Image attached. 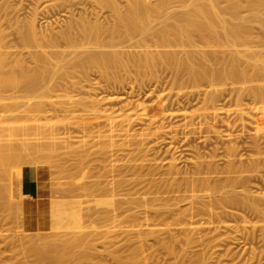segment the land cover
Instances as JSON below:
<instances>
[{"label": "rangeland", "instance_id": "374dc122", "mask_svg": "<svg viewBox=\"0 0 264 264\" xmlns=\"http://www.w3.org/2000/svg\"><path fill=\"white\" fill-rule=\"evenodd\" d=\"M3 1H5V2H3ZM87 1H89V2H86ZM117 1V0H116ZM146 2H150V3H154V2H156L155 0H145ZM220 1H222V5H224V2H223V0H220ZM262 1H264V0H262ZM84 2V3H83ZM198 2H199V0H198ZM202 2H204V0H202ZM202 2H199V3H202ZM235 2H238V3H240V4H242V5H244V3L245 2H247V0H235ZM244 2V3H243ZM6 3V4H5ZM71 3V4H70ZM83 3V4H82ZM92 3V4H91ZM94 2L92 1V0H64V2H63V0H0V29H1V31H3L2 33H3V35L2 36H4L3 37V39H4V41H3V45H4V43H5V47L4 48H6V49H2L1 51H9V53L11 52V53H14L15 55H11L10 54V56H11V58L13 57V56H16L17 55V57L19 56V57H21V58H15V57H13L12 59H21L23 62H24V64H25V66H29V67H33V63H34V59L32 60V55L34 54V51L36 52V50H38V49H36V50H34L35 49V46H33V48L34 49H31V48H29V47H27V49L25 50V48L23 49V44H22V41L21 40H19L20 39V37H19V32L20 31H26L27 30V26H32L33 27V29H34V31H35V39H36V37H38L36 40L37 41H39V43L43 40L44 41V38H49V36L48 35H50V34H52L53 35V33L55 34L57 31L59 32V31H61V29L63 30L64 28H65V26L67 25V22L68 23H71L72 21H73V23H76V21L75 20H78V19H82V20H84L85 19V17L88 19H86V21L87 22H90V23H92V21H93V23L95 22V21H97L96 23H103V22H105V23H103L102 24V26H104V25H110L111 24V19H110V16L112 17V14L107 10V9H103V8H100L99 6H96L95 4H93ZM116 3H118V7H119V9H121L122 11H124V6H126L125 4H126V2L125 1H123V0H118ZM60 4H62V5H60ZM220 4V5H221ZM95 6V8H94V6ZM121 5V6H120ZM152 5V4H151ZM171 5V6H170ZM169 6L170 7H168L167 6V10L166 9H164L165 10V12H164V10H162L161 12L162 13H160L159 14V18H160V16L162 17L161 18V21L159 20V18H156L153 22H151L153 25V28H152V30H157L158 31V29H159V27L161 28V26L162 25H165L167 22L169 23V21L171 22V20L170 19H168L169 21H167V22H164V20H165V18H166V20H167V17H168V15L172 18V17H174L175 16V18H176V16H177V14H179L181 11H179V10H182V11H184L183 9H182V7H181V5H180V8H179V4L178 3H173V5L172 4H170ZM222 5H221V7H222ZM84 6V7H83ZM92 6V7H91ZM178 6V7H177ZM68 8V9H67ZM74 8V9H73ZM93 8H94V10H93ZM98 8H99V10H98ZM166 8V7H165ZM168 8H169V10H168ZM90 9V10H89ZM92 10L94 11V12H92ZM103 10V11H102ZM172 10V11H171ZM245 10H246V8H245ZM245 10H244V8H242V12H240L239 13V15L241 16V18L239 17V19L242 21V20H244V22L246 23V25L247 26H249L248 27V34L250 35V36H252V38H253V42H252V40H251V42L250 43H247V44H249V45H247L246 44V46H244V45H237V46H235V47H232L234 50H237L238 52H239V50L241 51L240 53H242L243 51H245V50H247V53L249 52V50H251V51H253V53H254V55H261V57L262 56H264V47H262V46H264V31H262V30H264V29H262L261 30V27H260V24L258 23V21L257 20H260V19H264V11H259V14L261 15V17H260V15L257 13V15L256 14H250L249 13V11H246L245 12ZM69 11L71 12L72 11V13H73V17H71L70 16V14H72V13H69ZM99 11H100V13H99ZM177 11V12H176ZM244 11V12H243ZM101 12H103V13H101ZM108 12V13H107ZM166 12H168V13H170V14H167L166 15ZM69 13V14H68ZM83 13H86V16H85V14H83ZM95 13V14H94ZM96 13H98V14H96ZM104 14V15H103ZM164 14H165V16H164ZM181 14V13H180ZM221 15L220 16H224V20H226L228 23H233V24H236V23H238V20H236L237 22L235 23V19H232L231 17H228L229 15H227V14H225V12H224V14H223V12L222 13H220ZM89 15H91V16H89ZM94 15V16H93ZM98 15V16H97ZM101 15V16H100ZM252 15V16H251ZM259 15V16H258ZM83 16V17H82ZM96 16H97V18H96ZM107 16V17H106ZM253 16H257V17H253ZM93 17H95V18H93ZM158 17V16H157ZM243 17V18H242ZM245 17V18H244ZM258 17H260V18H258ZM69 18H71L70 20L71 21H69ZM100 18V19H99ZM169 18V17H168ZM227 18V19H226ZM247 18V19H246ZM251 18V19H250ZM255 19V21H257V22H255L253 19ZM80 19V20H81ZM109 19V20H108ZM159 21H158V20ZM162 19H163V24H161V22H162ZM229 19V20H228ZM232 19V20H231ZM257 19V20H256ZM80 20H78V21H80ZM174 20V19H173ZM250 20V21H249ZM67 21V22H66ZM75 21V22H74ZM248 21L250 22V23H248ZM108 22V23H107ZM260 22V21H259ZM33 23V24H32ZM65 23H66V25H65ZM72 23V24H73ZM107 23V24H106ZM158 23H160V24H158ZM167 23V24H168ZM258 23V24H257ZM249 24V25H248ZM65 25V26H64ZM107 25V26H108ZM62 26H64V28H62ZM106 26V27H107ZM151 26V27H152ZM260 27V28H259ZM25 28V29H24ZM21 29V30H20ZM251 29V30H250ZM19 30V31H18ZM57 32V33H58ZM251 32V33H250ZM52 35H50V36H52ZM45 36V37H44ZM46 36H48V37H46ZM136 36V35H135ZM130 36V37H126V38H124L123 40L121 39V40H117V41H115V43L114 44H116V46H115V48H111V47H109L110 49H111V51H112V49L114 50V51H119L120 53H125V54H123V60H124V62H127V61H130V56H132V55H135V54H137V53H140V52H143V49H142V47H141V44H139V48H134L135 47V44L137 43V42H139V43H141V40H139L141 37L140 36ZM42 37H44L43 39H41ZM255 37H257V38H255ZM129 38V39H128ZM133 38V39H132ZM138 39L137 41H136V39ZM197 38V37H196ZM45 39V40H46ZM132 39V40H131ZM254 39H255V41H254ZM41 40V41H40ZM125 40V41H124ZM260 41V42H258V41ZM120 43H119V42ZM124 41V42H123ZM126 41H127V43H126ZM194 41V42H193ZM193 41H192V43L193 44H195V43H197V44H195V48H196V50H197V46H198V48L200 49H202V50H204V52L205 51H207L208 52V54H212V52L214 53V51L213 50H215V52L217 51L216 49H213L212 51H210L208 48L209 47H207V48H203V46H204V43L202 42V40H198V38L197 39H193ZM203 43V45H201V43ZM257 41V42H256ZM254 42H256V43H254ZM118 43V44H117ZM124 45H123V44ZM131 43V44H130ZM150 43V42H149ZM149 43H147V44H149ZM198 43H200V44H198ZM253 43V44H252ZM138 44V43H137ZM153 43H151V45H152ZM192 44V45H193ZM254 44H256V45H258V46H256V45H254ZM23 45V46H22ZM130 45V46H129ZM134 45V46H133ZM150 45V46H151ZM172 45H174V47L172 46V48L170 49V47H169V49L171 50H169L168 49V47H167V49H165L164 47L163 48H160L159 46V49H158V47L155 45V44H153L150 48H149V50H151V49H153L154 51H156V49H158V51H160L161 53L163 52V51H167V50H169V51H167L168 53H170V52H172V53H174V55H177V53H178V56L180 57H182L183 55L182 54H184L185 55V51L187 52H189V50L191 49V47H192V45H191V47L189 46V48H186L184 51H183V49H182V51L180 50L181 48H180V46L178 45L177 46V48L175 47V45L176 44H172ZM251 45V46H250ZM120 48H119V47ZM157 47V48H155V47ZM244 46V47H243ZM249 46V47H248ZM253 46H255V47H253ZM31 47V46H30ZM89 47H91V46H89ZM89 47L87 48V49H85L86 51L87 50H89ZM116 47H117V50H116ZM148 46H146V47H143L144 49L146 48V51H147V48ZM206 47V46H205ZM37 48H39V47H37ZM45 48V47H44ZM93 48V49H92ZM92 48H90V50H92V52H94L93 50H96V52H99L96 48L94 49V47H92ZM102 48V47H101ZM99 49L100 51L101 50H103V49ZM104 48V47H103ZM108 48V47H107ZM107 48H104V50L105 51H108L107 50ZM108 48V49H109ZM136 49V50H134V49ZM185 48V47H184ZM195 48H194V45H193V48L191 49V50H194V51H196L195 50ZM231 47L229 48H227V50L226 51H228V53H229V50L230 49H232ZM31 50V52H33V54L31 53V56H30V50ZM48 49V48H47ZM45 50V51H47V52H51V50L50 49H48V50ZM62 49V51H64L63 49H65L64 47L62 48H60V49H58L57 51H59V50H61ZM119 49V50H118ZM162 49H165V50H162ZM174 49V50H173ZM179 49V50H178ZM188 49V50H187ZM201 49H200V52H203V51H201ZM208 49V50H207ZM226 49V48H225ZM229 49V50H228ZM230 50V52L232 51L233 53H234V50ZM244 49V50H243ZM249 49V50H248ZM32 50H34V51H32ZM41 50H43L42 48H40V50H38V51H41ZM66 50V49H65ZM82 48H81V51H80V49H79V52H82ZM89 50V51H90ZM120 50H123V51H120ZM140 52H139V51ZM148 50V51H149ZM177 50H178V52H177ZM243 50V51H242ZM26 51L29 53V55L26 53ZM67 51H69V49L67 50ZM89 51H87V52H89ZM110 51V50H109ZM133 51V52H132ZM137 51V52H136ZM154 51H150V52H154ZM182 53V52H184V53H180V52ZM198 51V50H197ZM196 51V52H197ZM210 51V52H209ZM250 51V52H251ZM52 52H55V49H53V51ZM85 52V51H84ZM83 52V53H84ZM102 52V51H101ZM104 52V51H103ZM135 52V53H134ZM166 52V53H167ZM187 52V53H188ZM203 52V53H204ZM218 52H220V51H218ZM217 52V53H218ZM262 52V54H260V53ZM8 53V52H7ZM8 53V54H9ZM38 53V52H37ZM134 53V54H133ZM155 53H157V52H155ZM155 53H153V54H155ZM159 53V52H158ZM164 53V52H163ZM176 53V54H175ZM190 53V52H189ZM192 53H193V51H192ZM216 53V55H219V54H217ZM228 53H223V54H220L219 55V57L218 58H220L222 55V58L224 57V58H227V56H228ZM253 53H251V54H253ZM258 53V54H257ZM27 54V55H26ZM36 54V53H35ZM127 54H128V56H127ZM179 54H181V55H179ZM231 54V53H230ZM243 54H245L244 52H243ZM242 54V55H243ZM251 54H249V55H251ZM124 55H125V57H124ZM130 55V56H129ZM241 55V54H240ZM241 55V56H242ZM248 54L246 55V57H245V59L247 58V56H249ZM9 56V57H10ZM28 56H29V58H28ZM72 56V55H71ZM71 56H65L64 55V57L66 58V59H68V58H70ZM177 56V57H178ZM241 56H240V59L241 60H244V58L242 57L241 58ZM25 57V58H24ZM68 57V58H67ZM260 57V56H259ZM128 60H127V59ZM25 61H24V60ZM27 60V61H26ZM69 60V59H68ZM68 60H65V61H68ZM127 60V61H126ZM245 61V60H244ZM244 61H243V63H244ZM29 62V63H28ZM32 62V63H31ZM241 62V61H240ZM243 63H242V65H243ZM27 66V67H28ZM130 66V67H129ZM133 66V63H131V65H130V62H129V64L128 63H126V68H119V69H116L115 70V72L114 73H112L113 75H111V76H109V77H107L106 78V80H105V78H103V77H101L100 76V74H99V72L97 73L95 70H89V73H90V71H91V73L90 74H92V75H90L89 73L87 74V72L86 73H84V75L83 74H80L79 73V75L81 76V75H83V77L81 76V77H77V75H75L76 76V78H75V76H73L72 78L70 77V80H69V78H68V80H65V83L66 82H69V83H71V81H73V80H75L76 81V83L78 82V84H76V86H74L76 89V91L71 87V85H68L67 83V85L65 84V87H63L64 85L61 83V86L62 87H55L54 86V84L53 83H55V81H59V80H57L58 78H57V75H54L55 76V78H54V81H52L50 84L52 85L53 84V86H52V88H53V90H52V88L50 89L51 91H47V93L46 92H41V91H38L36 94H35V96L37 97V98H34L35 100H33V98L31 99L32 100V103L34 104L35 103V101H37V102H40L42 105H41V107H40V109L39 108H37V109H39L40 111V113L39 112H37L38 110L36 109H33V110H30V111H32L31 113H29V112H20L19 113V115L20 116H22V115H24L25 117H27V118H29L28 120H25V119H23V120H25V121H23V120H18L19 122V124L18 123H16L17 121H14V122H11L12 124H14L13 126L14 127H11L12 128V131H11V128L9 129V132H11V133H9L11 136H12V138L13 137H19L20 135H19V133H17V131L16 130H18V131H20V129H19V126L17 127V125L16 124H18V125H20L21 123L23 124H29V125H31V124H38V125H41L42 126V128H43V130L44 129H48V128H50V127H57L59 130H57V132H52V133H45V134H42V133H40V134H31V136L33 137V138H35V140L31 137L30 138V136L28 135H26V137L28 138L29 137V139H27L26 140V138H25V141H24V137H22L23 138V141L26 143H24V142H21L22 141V138H20L21 139V141H19L20 139H18V137L17 138H14V140H12V138H11V140H10V137L11 136H9L8 135V133H7V135H8V140L6 139V140H4V141H2V142H10V141H12V142H10L9 144H12L13 146H14V144H15V146L16 145H18L20 142V145H19V147H17L19 150L22 148V147H26V146H28L26 149L24 148V150H25V153L27 154V152L26 151H30V149H32L31 151H32V156H30L31 158H29V156H27V158H22L21 160H20V158L22 157V156H24L22 153L24 152V150H22V153H21V151H19L18 153L19 154H21V155H19L18 154V156L20 157V158H16L15 160V165H14V162L13 163H11L10 161H12V159L14 160V158H13V156H15L14 154L12 155L11 154V156H12V158H11V160L9 159V160H7V161H5L6 162V164L7 163H9L10 162V164L8 165V166H4V167H1V168H3V169H0L1 171H0V178H3V179H0V185H2V184H4V185H2V186H0V197L1 198H3V199H1L0 200V203L2 202V201H4L3 203H1L0 204V211H1V209L2 210H5L4 212L3 211H1L0 212V261H2V263L3 264H6V262H10V264H21V262L24 264V262H25V260H26V258L29 256V254H27V253H33V251L35 252V251H37V249L38 250H40V249H45V250H48V249H57L56 251H62V248L63 247H61L62 245V243L60 244V241L59 240H63V239H68V238H72L73 236H72V234L70 235V232H74L76 235H78V234H81L80 232L82 231V233L83 234H88V233H86V232H88V230L89 229H91V230H89L90 232H93L94 230H95V227L93 226V225H96L97 223L99 224V222H97L96 224H92V225H89V224H91V221L92 220H89L87 217H90L87 213H89V211L88 212H85L86 210H88L89 208L91 209V208H93V209H97V210H106L107 209V211H109L110 210V208H112L113 209V207H114V205H116L117 203H119L120 201H121V199L123 200L124 198H123V196H121V194L120 193H123V190H121V192L119 193V194H116V193H114V198L112 199V200H110L113 196H111V195H109V196H111V197H107L108 195H106V196H103V197H93L91 194V196L90 195H85V194H83V192L84 193H86V194H89V192L87 193V192H85V191H87V190H85L84 188H87V186L91 183V182H93V180L95 179V177L98 175V177H96V181H99V182H102V178H107L108 176H110V178L108 177V179H106V180H108V181H106L105 179L103 180L105 183H107V182H109L110 181V179H115L116 181H118V179L119 180H121L122 179V181L124 180H126V181H128V180H131V179H133V178H135V176L133 175V174H130V173H132V172H129V170L127 169L126 171H124V174H123V178H122V174H120V175H118V176H121V177H118L117 176V172H113V173H110L111 175H108L107 176V174H108V170H110V168L112 169L113 167H114V169L116 170V169H119V167H120V165L123 163V162H125L126 164H128V161H129V159L128 158H130V155H131V152H132V149L133 148H130V150H129V152H130V154H129V152L127 153V151H124L123 153L124 154H121L120 156H118L116 159H118V161H116L115 162V157H112L114 160H113V162H112V159L110 158L109 159V161L111 162V164H110V162H109V164H110V166L111 167H107L109 164L108 163H106V161H104L105 163H103V162H101L100 160H97L96 161V158H98V156H99V154H101V149L99 150L98 148H99V145H98V147L96 146V145H94L95 144V141L97 140V143L99 144V141L98 140H100L101 141V139L99 138H95L94 139V137L93 136H89V134L88 133H85V131L84 130H82L83 129V123L84 122H86L87 124L89 123H91L90 124V126H92L93 124H94V122L91 120H89L87 117H88V115H89V113L86 111V112H84L85 111V109L82 107V106H78V105H80L82 102H86V101H88V100H91V99H97V98H104V97H106V98H108V97H110V96H112V93H113V95L115 94L116 95V93H117V95L118 96H122L123 97V103H121V105L122 106H125V105H127V106H125V110L127 111V112H129V113H132L133 115H134V120L132 121L133 123H131L129 126L130 127H128V129H130L131 130V132H129L130 133V137H129V134H128V139L127 140H131V139H133L134 140V138H136L137 140H140V139H143L145 136L143 135V133H144V131H146L147 130V128H146V126H148L147 124H149V119H148V112L149 111H151L152 109H154V110H156V109H158V108H160V107H164L165 105V112H166V117H165V119L163 120V121H161L159 124H163L162 125V128H164L163 129V131H159V130H157V127H156V125L158 124H156L155 126L153 125V126H151L152 127V129L154 128V129H156L158 132H161L160 133V136L162 135V133H163V135H162V137H156V135H159L158 133H156L155 131L156 130H154L152 133L154 134V132L156 133V135L153 137V136H151V138H150V136L148 137L149 138V140H150V142L149 141H147L146 143H148L147 145H144V146H142V148L143 149H145L144 150V154L146 155V156H144V157H140V158H142V161H144L145 160V162H142L143 164H142V166L145 164V166L146 165H148V163H151V167H153L152 165H157L156 167H153V168H155L156 169V171H154L153 170V174H154V176L155 177H152L153 175H151L150 177L149 176H145L144 174H146L148 171H146V170H148L149 169V167H150V164L148 165V166H146V170H143L144 168H142L141 169V171H140V174H142L143 175V177H141V176H139V178H140V181H142L143 179L142 178H144V180H152L154 183H156L157 184V182L159 181V183L161 182L160 180H167L168 182L170 181L171 182V179L170 178H172V182L174 183V185H176V183L175 182H177L178 180H179V182H182L184 179L186 180L187 178L186 177H192V175H191V173H193V166H194V163H193V161L195 160L194 158V156H197L196 154H198V157H201V159H203L204 157H206L205 159H203L204 161H206V162H208L209 160L211 161V157H212V164H213V167H215L216 168V171L214 172L213 171V173H208V174H202L200 177L201 178H208L209 179V182L210 181H212V182H210V185H213V183L214 182H217V183H219L218 185H224V181L226 180V179H228V178H236L237 180H241V182L243 181V183H245V184H247V185H245V184H242V185H244V186H240V187H238L235 191L236 192H238L239 194H248V196L251 198V199H255V198H257L256 200L257 201H259V202H257V203H259L258 204V207H259V209L261 210V214L262 215H255V213H253L250 209H248L247 208V210H246V208H245V210L243 211V209H244V207H238L239 209H241V211L238 209V210H229V209H231V208H229V209H227V208H225L226 209V212H228V214H227V216L226 215H223L222 217H223V219H224V221H223V223L221 224V223H214V224H211V225H204L203 227H205L204 229H206V228H208V226H209V228L211 227V229L212 228H214V230L212 229H210V232H208V229H207V231L206 232H204V233H202L203 235L205 234H207L206 236H203L202 234H201V236L203 237H201L202 239H204L205 241L206 240H208L209 241V239H211V243H205V242H203V243H197V244H189V245H186V243L183 241V238H181L180 236H177V241H170L169 239V242H168V240H166L167 241V244L169 245V246H171V247H169L170 249L172 248V251H173V254H169V253H167L166 252V250H163L164 248H161V246H159L155 241H154V239L152 238V237H147L146 238V240L145 241H141L140 239H138L137 237H135L134 236V234L132 233V234H127V233H125V230L127 229V226L128 225H130L131 223L130 222H125V221H123V234H118L117 235V240H116V244L114 243V247H116V246H119L120 244H122L123 243V251L121 250V247H120V249H119V251H118V254H121V252L120 251H122V256H126V254H128L129 253V250H128V248L131 246V245H140L141 246V257L142 258H145L147 261H148V259L150 260V261H148V263L149 264H264V211H262V210H264V206H262V205H264V200H261V199H264V168H260V170L258 169H253L254 171H251L250 169H248L249 168V164H250V162L252 163V160L253 159H255V158H257V157H260V158H264V156H256L255 155V151H254V146L252 147V145H253V143H252V139H254V137L255 138H257V140L259 139L260 141L259 142H261V141H264V110H258L257 108H259V107H262V105H264V104H259V101H256V103H255V101H253V97L251 96V95H248V94H246L245 92H248V85L249 84H251L252 82H245V83H238L237 81H230L229 79H227L226 81H224V80H222V82L221 81H212L213 79H209V81L211 80V82L212 83H210L209 81H200V82H198V83H196L195 82V84L193 83V82H191L188 78H186L187 76L186 75H182L183 76V78H182V76L181 77H179V82L177 83L176 81H175V75L174 74H172V73H174L173 71H172V69L170 70L169 68H167V66H165V65H161L160 63H157L156 64V66H155V68L153 69V70H149L148 69V71L146 70V69H142L143 70V73H142V75L140 74L141 73V71L142 70H138L135 66L134 67H132ZM66 66L64 65V67L63 68H65ZM123 69V70H122ZM133 69V70H132ZM135 69V70H134ZM156 69V70H155ZM169 69V70H168ZM125 70V71H124ZM130 70V71H129ZM146 70V71H145ZM155 70V71H154ZM63 71H64V69H63ZM119 71H121V72H119ZM138 71H139V73H138ZM151 71V72H150ZM152 71H154V73L152 72ZM128 72V73H127ZM146 72V73H145ZM148 72V73H147ZM149 73H151V74H149ZM122 74V75H121ZM154 75V77H153V75ZM90 75V76H89ZM98 75V76H97ZM119 75V76H118ZM139 75V76H138ZM59 76V75H58ZM95 76V77H94ZM90 77V78H89ZM101 77V78H100ZM81 78V79H80ZM100 80H99V79ZM119 78H121V79H119ZM182 78V79H181ZM261 78H262V76L261 77H259L258 78V80H261ZM56 79V80H55ZM113 79V80H112ZM122 79H123V81H122ZM185 79V80H184ZM90 80V81H89ZM98 80V81H97ZM102 80H103V82H102ZM183 80V81H182ZM186 80H188V81H186ZM228 80H229V82H228ZM258 80H256V81H258ZM74 81V82H75ZM83 81H88V82H83ZM100 81V82H99ZM112 81V82H111ZM114 81H115V83H114ZM184 81H186V82H184ZM60 82H62L61 80H60ZM60 82L58 83L59 85H60ZM81 82V84H79ZM92 82V83H91ZM214 82V83H213ZM217 82V83H216ZM225 82V83H224ZM233 82V83H232ZM64 83V82H63ZM98 83H100V84H98ZM120 83H121V85L122 86H120ZM175 83V84H174ZM192 83V84H191ZM200 83V84H199ZM219 83H222V84H220L219 85ZM237 83V84H236ZM262 83H264V79H262V81H259V82H255V80H254V83L253 84H251V85H249V86H254V87H256L257 85V88H259V85H260V89H262V88H264V84H262ZM96 84V85H95ZM104 84V85H103ZM107 84H108V86H107ZM115 84V85H114ZM212 84H214V85H212ZM240 86H239V85ZM243 84V85H242ZM246 84V85H245ZM56 85V84H55ZM80 87H79V86ZM88 85V86H87ZM93 85H95V86H93ZM181 85V86H180ZM189 85V86H188ZM197 87H196V86ZM262 85V86H261ZM82 86V87H81ZM84 86V87H83ZM113 86V87H112ZM120 86V87H119ZM179 86V87H178ZM88 87H89V89H88ZM94 87V88H93ZM210 87V88H209ZM246 87V88H245ZM55 88V89H54ZM71 88V89H70ZM80 90H79V89ZM82 88V89H81ZM85 90H84V89ZM97 88V89H96ZM102 88V89H101ZM177 88L178 89H180V91H178L177 90ZM213 88V89H212ZM216 88V89H215ZM94 89H96V90H93ZM219 91H218V90ZM234 89V90H233ZM245 89H247L246 91H245ZM54 90H55V92H54ZM59 90V91H58ZM89 90V91H88ZM103 90V91H102ZM113 90H115V91H113ZM206 90V91H205ZM209 90H212L214 93H213V95L214 96H216V100H215V102L213 103V104H211V105H215L214 107H213V111H214V109L216 110L215 112H213V111H211L212 109H210L211 107H210V105L208 104V103H206V98L204 97L205 96V94H206V96H207V94L209 93V94H211V92L209 91ZM237 90V91H236ZM238 90H240V91H238ZM57 91V92H56ZM74 91V92H73ZM78 91V92H77ZM85 91V93H83V92ZM170 91V92H169ZM207 91H209V92H207ZM244 91V92H243ZM87 92V93H86ZM90 94H89V93ZM178 92V93H177ZM181 92V93H180ZM217 92V93H216ZM10 94L9 95H11L12 96V93L11 92H9ZM44 93V94H43ZM50 93H52V94H50ZM69 93V94H68ZM77 93H80V94H78L79 96H81V97H77L78 95H76V96H73V95H75V94H77ZM163 93V94H162ZM170 93V94H169ZM172 93V94H171ZM245 93V94H244ZM5 94V95H4ZM3 95L4 96H7V94H8V92L7 93H4ZM47 94V96H45ZM167 96H166V95ZM169 94V95H168ZM178 94V95H177ZM208 94V95H209ZM218 96H217V95ZM240 94V95H239ZM243 94V95H242ZM14 95V94H13ZM16 95V94H15ZM39 95V96H38ZM71 95V96H70ZM89 95H90V98H89ZM95 96V97H93L92 98V96ZM114 95V96H115ZM116 95V96H117ZM164 95V96H163ZM177 95V96H176ZM221 95V96H220ZM239 95V96H238ZM242 95V96H241ZM49 96V97H48ZM102 96V97H101ZM108 96V97H107ZM159 96H163L162 98L160 97L159 98ZM166 96V98H164ZM170 96V97H169ZM179 96V97H178ZM235 96V97H234ZM249 96V97H248ZM71 97H72V100H70L71 99ZM85 97V98H84ZM177 97V98H176ZM239 97H241V99L239 98ZM247 97V98H246ZM74 98V99H73ZM79 98V99H78ZM81 98V99H80ZM105 98V99H106ZM170 100H168V99ZM204 98V99H203ZM239 98V99H238ZM244 98V99H243ZM44 99V100H43ZM69 99V100H68ZM78 99V100H77ZM161 99H163V100H165L166 99V101L164 102L163 100H162V103L160 102V100ZM180 99V100H179ZM12 99H10V101L8 100V99H6V101L8 102V104H12L11 102H13V103H15V102H18V103H20V102H25L23 99H21V100H17L16 98H15V100L13 99L12 101H11ZM23 100V101H22ZM31 100H29V102H31ZM58 100H59V102H58ZM174 100V101H173ZM176 100V101H175ZM220 100V101H219ZM237 100H239L240 102H242V103H239V101H238V103H239V105H245L244 106V108L245 107H248L249 108V110H248V108H246V109H244L243 108V112H245V110L248 112H245V113H247V114H249V117H248V115L246 116V114H244L243 112H241L242 114H243V120L242 121H239L237 118H238V116L236 115L237 113H238V111H236V107H237ZM0 101H2V102H0L1 104H3V107H0V108H5L6 107V104H7V102L5 101V100H1L0 99ZM5 101V102H4ZM34 101V102H33ZM41 101H43V102H41ZM77 102V103H74V102ZM81 101V102H80ZM44 102H45V105H44ZM49 102H52V104H53V102H54V104L52 105L51 103H49ZM72 104H71V103ZM80 102V104H78ZM125 102H127V103H125ZM163 102H164V105H163ZM217 102V103H216ZM257 102H258V104H257ZM6 103V104H5ZM49 103V104H48ZM56 103V104H55ZM61 103V104H60ZM130 103L132 104L131 106H130ZM161 103V104H160ZM168 103V104H167ZM32 104V105H33ZM76 104V106L74 107V105ZM173 106H172V105ZM237 104V105H236ZM5 105V106H4ZM14 105V104H13ZM50 105V106H49ZM58 105V106H57ZM66 105V106H65ZM105 105V108H107L108 107V105L105 103L104 104ZM113 105V104H112ZM112 105H110V107H108L109 109H111V110H114V108H113V106ZM120 105V104H119ZM118 104H114V107L116 106V108H119L118 106H119ZM129 105V106H128ZM163 105V106H162ZM204 105V106H203ZM208 105V106H207ZM241 105V106H242ZM0 106H2V105H0ZM9 106H12V105H9ZM45 106H49L48 107V109H47V107H45ZM64 106V107H63ZM107 106V107H106ZM112 106V107H111ZM216 106H217V108H216ZM241 106H239V108L241 107ZM58 107V108H57ZM60 107V108H59ZM63 107V108H62ZM76 110V109H78V108H80L79 110H76L77 112H75L74 111V109ZM77 107V108H76ZM205 107H206V109H205ZM207 107H210V108H207ZM50 108V109H49ZM66 108V109H65ZM73 110H72V109ZM84 110H83V109ZM115 108V109H116ZM200 108H201V110H200ZM6 110H4V109H2L3 111H6V113H4V112H2L1 111V109H0V114L2 115V113H3V116H7V115H9V113L7 112L8 110V105H7V107L5 108ZM23 109V108H22ZM22 109L20 110V111H22ZM53 109H54V111H53ZM69 109H71V110H69ZM171 109V110H170ZM203 109V110H202ZM207 109H209V110H207ZM217 109H220V110H217ZM257 109V110H256ZM42 110V111H41ZM58 110V111H57ZM59 110H62V111H59ZM67 110H68V113H67ZM200 110V111H199ZM235 110V111H234ZM57 111V112H56ZM64 111V112H63ZM72 111V112H71ZM115 111V110H114ZM116 111H118V110H116ZM205 111H206V114H205ZM33 112H34V114H33ZM55 112V113H54ZM62 112V113H61ZM84 112V114H81V113H83ZM174 112L176 113V114H174ZM208 112V113H207ZM210 112H212V114L210 113ZM236 114H235V113ZM29 113V114H28ZM51 113L53 114V115H51ZM60 114V115H58V114ZM72 113V114H71ZM76 113V114H75ZM78 113V114H77ZM172 114L173 113V117L171 118V116H169L168 117V115L169 114ZM197 113V114H196ZM215 113V114H214ZM5 114V115H4ZM26 114V115H25ZM28 114V115H27ZM31 114L34 116L35 114H36V116L35 117H33V119H32V121H31ZM38 114H40V115H38ZM42 114V115H41ZM44 114V115H43ZM86 114H88L86 117H85V115ZM170 114V115H171ZM202 114V115H201ZM218 114V115H217ZM234 114V115H233ZM0 115V116H1ZM66 116V117H64L63 118V116ZM68 115H69V117H68ZM74 115V116H73ZM174 115H177L176 117L174 116ZM183 116V117H180V116ZM191 115L192 116H194V118H192L191 117ZM201 115V116H200ZM24 116H22V117H24ZM54 116V117H53ZM70 116H71V118H70ZM80 116H83V117H81V119H80ZM190 116V117H189ZM207 116V117H206ZM56 117V118H55ZM73 117V118H72ZM196 117V118H195ZM198 117V118H197ZM248 117V118H247ZM79 118V119H78ZM167 118V119H166ZM202 118V119H201ZM204 118V119H203ZM234 118H235V120H234ZM247 118V119H246ZM250 118V119H249ZM39 119V120H38ZM83 119H85V120H83ZM87 119H88V121H87ZM191 119V120H190ZM72 120V121H71ZM75 120V121H74ZM100 120V121H99ZM97 122L98 123H100L102 120V124H105V120L104 119H99ZM189 122H188V121ZM211 120V121H210ZM237 120V121H236ZM21 121V122H20ZM31 121V122H30ZM84 121V122H83ZM194 121V122H193ZM202 121V122H201ZM198 122V123H197ZM227 122H228V124H227ZM239 122V123H238ZM244 122V123H243ZM78 123V124H77ZM100 123V124H101ZM185 124V125H187V126H185V125H183V124ZM187 123V124H186ZM190 123V124H189ZM205 123V124H204ZM209 123H212V124H209ZM233 123V124H232ZM20 125V127L21 126H23L24 128L25 127H27L28 125ZM53 124H55L56 126H54ZM75 124V125H74ZM96 124V123H95ZM101 124V125H102ZM226 124H227V126H226ZM235 124V125H234ZM242 124H244L243 126H242ZM15 125H16V129H14L15 128ZM72 125H73V127H75V128H73L72 127ZM77 125V126H76ZM80 125H82V126H80ZM133 125V126H132ZM191 125V126H190ZM63 126V127H62ZM193 126V127H192ZM82 127V128H81ZM102 127V126H101ZM178 127V128H177ZM180 127V128H179ZM181 127L183 128V130H181ZM190 127V128H189ZM239 127V128H238ZM18 128V129H17ZM72 128V129H71ZM76 128H78L77 130H76ZM146 128V129H145ZM192 128V129H191ZM209 128V129H208ZM236 128V129H235ZM238 128V129H237ZM22 127H21V131H20V133L21 134H23V132H22ZM173 129V130H172ZM189 129V130H188ZM204 129V130H203ZM15 130V131H14ZM144 130V131H143ZM176 130V131H175ZM199 130V131H198ZM214 130V131H213ZM216 130V131H215ZM6 131V130H5ZM5 131L3 132V135H4V133H5ZM13 131H14V133L16 132L18 135H15V134H13ZM59 131V132H58ZM61 131V132H60ZM82 131V132H81ZM166 131H168L167 133H166ZM210 131V132H209ZM221 131V132H220ZM1 132V133H2ZM165 132V133H164ZM183 132V133H182ZM192 132V133H191ZM194 132V133H193ZM199 132V133H198ZM203 132V133H202ZM213 132V133H212ZM215 132V133H214ZM220 132V133H219ZM1 133H0V137H1ZM132 133H134L135 135H132ZM142 133V135L143 136H141L140 134ZM186 133H188V134H186ZM196 133V134H195ZM211 133V134H210ZM219 135H218V134ZM85 134H87L88 135V137H92V139L91 138H88L87 136H85ZM174 134V135H173ZM182 134H184V135H182ZM190 134V135H189ZM193 134H195V135H193ZM204 134V135H203ZM209 134V135H208ZM231 134V135H230ZM6 135V134H5ZM5 135H4V137H5ZM7 135H6V138H7ZM15 135V136H14ZM24 136H25V134H23ZM140 135V136H139ZM218 135V136H217ZM228 135V136H227ZM254 135V136H253ZM22 136V135H21ZM67 136V137H66ZM77 136V137H76ZM85 136V137H84ZM165 136V137H164ZM185 136H186V138H185ZM190 136V137H189ZM208 136V137H207ZM226 136V137H225ZM231 137V138H228L227 139V137ZM233 136V137H232ZM3 137V136H2ZM1 137V139L0 140H2L3 138ZM61 137V138H60ZM81 137H83V138H81ZM132 137H134V138H132ZM138 137H139V139H138ZM189 137V138H188ZM212 137V138H211ZM223 137V138H222ZM247 137H249V138H247ZM44 138V139H43ZM47 138V139H46ZM58 138V139H57ZM131 138V139H130ZM146 138V137H145ZM163 138V139H162ZM250 138H252L251 140H250ZM33 140L32 142H29L30 140ZM78 139V140H77ZM113 139H116V140H118L117 138H113ZM123 139L125 140L126 138H124L123 137ZM157 139H159V140H157ZM160 139H161V141H160ZM207 139V140H206ZM220 139V141H218ZM10 140V141H9ZM18 140V141H17ZM29 140V141H28ZM37 140V141H36ZM61 140V141H60ZM95 140V141H94ZM103 140V139H102ZM154 140V141H153ZM170 140V141H169ZM186 140V141H185ZM228 140V141H227ZM235 140V141H234ZM17 142V143H14L13 144V142ZM35 141L37 142V144H41V145H37L36 143H35ZM43 141H45V142H43ZM86 141V142H85ZM90 141V142H89ZM92 141H94V142H92ZM182 141V142H181ZM189 141V142H188ZM229 141L231 142V143H229ZM250 141V142H249ZM7 142L5 143V144H7ZM42 142L45 144H47V146H46V144H45V146H44V144H42ZM91 144V146H90V144ZM92 142V143H91ZM154 142V143H153ZM212 142H214V143H212ZM22 143H24V144H22ZM31 143V144H30ZM87 143V144H86ZM94 143V144H93ZM96 143V144H97ZM103 143V142H102ZM101 142H100V144H102ZM250 143H251V145H250ZM262 144H261V155H264V154H262V153H264V142H261ZM2 144H4V143H2ZM4 144V146L6 147V145ZM9 144H7V145H9ZM33 145L34 147H32V146H30V145ZM49 144V145H48ZM57 144V145H56ZM85 144V145H84ZM94 145V148H93V145ZM188 144V145H187ZM213 144V145H212ZM239 144V145H238ZM0 145H1V141H0ZM12 145H9V146H7V147H11V148H14V147H12ZM21 145H23V146H21ZM88 145V146H87ZM149 145V146H148ZM216 145V146H215ZM228 145H230L229 147H228ZM232 145V146H231ZM236 145V146H235ZM3 145H1V147H2ZM30 146V147H29ZM36 146V147H35ZM41 146V148H39ZM44 146V147H43ZM51 147V149H50V147ZM90 146V147H89ZM102 145H100V147H101ZM151 146H154V147H151ZM213 146V147H212ZM223 146V147H222ZM38 147V148H37ZM42 147L44 148L43 150H42ZM48 147V148H47ZM103 147V146H102ZM101 147V148H102ZM224 147H225V149H231V147L234 149V148H236V153H235V155H238L237 156V158H240L241 160H238L237 158H235L234 159V162H233V164H234V168H235V166H237L236 167V169H234V170H237V171H235L234 172V170H233V173L231 172V174L230 173H228L227 172V169H226V167H227V163H228V159H227V151H228V149L227 150H224ZM251 147V148H250ZM4 147H2V149H3ZM17 148H15L14 150H16ZM40 149L39 151L37 150V149ZM89 148H90V150H89ZM93 148V149H92ZM148 148V149H147ZM151 148V149H150ZM155 148V149H154ZM217 148H218V150H217ZM54 149V152L52 151ZM57 149V150H56ZM92 149V150H91ZM95 149H98V153L96 152V154L98 155H96L97 157H95L94 156V153H95ZM154 149V150H153ZM217 151H216V150ZM10 151H13V149L11 150V149H9ZM34 150V151H33ZM46 150H48V151H46ZM50 150V151H49ZM88 150V151H87ZM148 150H149V152H148ZM152 150V151H151ZM194 150H195V152H194ZM224 150V151H223ZM6 151V150H5ZM31 151L30 152H28V153H31ZM40 152V153H38L37 154V152ZM42 151V152H41ZM52 151V152H51ZM94 151V153H92ZM209 151V152H208ZM219 151V152H218ZM0 152H2V151H0ZM3 152H4V150H3ZM8 152V151H7ZM6 152V153H7ZM14 152H16V151H14ZM14 152H11V153H14ZM34 152V153H33ZM87 152V153H86ZM153 152V153H152ZM215 152V153H214ZM10 153V152H9ZM24 153V154H25ZM49 153V154H48ZM54 153H55V155H54ZM205 153H206V155H205ZM209 153V154H208ZM212 153V154H211ZM222 153V154H221ZM8 154V153H7ZM6 154V155H7ZM47 154V155H46ZM143 154V155H144ZM150 154V156H148L149 157V159H148V157H147V155H149ZM152 154V155H151ZM210 156V158H207L208 157V155ZM214 154V155H213ZM226 154V155H225ZM10 154H8L7 156H9ZM50 155V156H49ZM89 155V156H88ZM124 157H123V156ZM154 155V156H153ZM213 155V156H212ZM240 155V156H239ZM0 156H1V153H0ZM5 156V155H4ZM17 156V155H16ZM55 158H54V157ZM203 156V157H202ZM214 156H215V159H214ZM222 156V157H221ZM225 158H224V157ZM256 156V157H255ZM87 157V158H86ZM121 157H122V159H121ZM153 157V158H152ZM194 157V158H193ZM10 158V157H9ZM29 158V160H27ZM35 158H36V160H35ZM99 158H102V156H100ZM151 158V159H150ZM197 158V157H196ZM82 159V160H81ZM128 159V160H127ZM158 159V160H157ZM194 159V160H193ZM24 160V161H23ZM58 160V161H57ZM81 160V161H80ZM92 161V162H90V161ZM93 160H94V162H93ZM102 160H104V159H102ZM119 160H121V161H119ZM127 160V161H126ZM157 160V161H156ZM162 162H161V161ZM197 160V159H196ZM239 162H238V161ZM27 161H29V162H27ZM45 161V162H44ZM51 161V162H50ZM99 161H100V164H99ZM148 161V162H147ZM150 161V162H149ZM159 161V162H158ZM241 161V162H240ZM22 162V163H21ZM26 162V163H25ZM33 162V163H32ZM54 162V163H53ZM146 162H147V164H146ZM155 162H157V164L155 163ZM161 162V163H160ZM169 162H174V165L176 166L175 168H177L178 170H177V175L175 176V177H173V176H166L165 175V171H166V169L168 168V165H169ZM193 164H192V163ZM195 162V161H194ZM215 162V163H214ZM227 162V163H226ZM17 163H18V165H17ZM51 163V164H50ZM101 163H103L104 164V166H103V164H101ZM123 164V166L124 165H126V164ZM191 163V164H190ZM249 163V164H248ZM3 164V163H2ZM2 164L0 165V166H2ZM5 164V163H4ZM5 164V165H6ZM91 164V165H90ZM108 164V165H107ZM214 164H215V166H214ZM226 164V165H225ZM12 167H11V166ZM21 165V166H20ZM26 165V166H25ZM34 165V166H33ZM39 165V166H38ZM41 165V166H40ZM47 165V166H46ZM94 165H96V166H98L99 168H101V169H97V167L96 166H94ZM101 165V166H100ZM115 165V166H114ZM118 165V166H117ZM193 165V166H192ZM246 165V167H244ZM17 166V167H16ZM94 168H92V167ZM7 167V168H6ZM52 167V168H51ZM106 167V168H105ZM116 167V168H115ZM118 167V168H117ZM243 167V168H242ZM261 167V166H260ZM5 168V169H4ZM63 168V169H62ZM215 168H214V170H215ZM241 168H242V173H240V170H241ZM245 168V169H244ZM259 168V167H258ZM50 169V170H49ZM59 169V170H58ZM61 169V170H60ZM221 169V170H220ZM3 170V171H2ZM7 170V171H6ZM58 170V171H57ZM103 170V171H102ZM125 170V169H124ZM244 170V171H243ZM257 170V171H256ZM55 171V172H54ZM107 171V172H106ZM123 171V170H122ZM145 171V172H144ZM221 171V172H220ZM239 171V172H238ZM247 171V172H246ZM251 171V172H250ZM60 172H62V173H60ZM95 172V173H94ZM162 172V175H160V173ZM188 172V173H187ZM220 172V173H219ZM244 172H246V173H244ZM259 172H261V173H259ZM23 174L24 176V178L22 179V180H24V182L23 183H25V182H32L35 186H36V188H37V192L35 193V194H33V196L32 197H34V198H41V199H45L46 201H50V202H52L53 200H55V201H53V202H57V203H59L60 202V204L63 206H65V208L69 211V213H76L75 215L77 216V218H78V220H80L79 222H80V228L79 229H62V228H54V229H45V228H41L39 225H38V222H37V219L35 218V215H33V213L32 214H30L31 212L29 211V209H28V206L25 204V206H23V207H21V209H20V207H19V205H23L22 204V202L23 201H25L23 198H21V197H19L20 195H19V193H18V191H17V186H18V184L20 183V180H18V179H16V175L17 174ZM34 173H36V175H37V179L36 180H32V181H30L29 180V178L31 177V176H33V174ZM50 173V174H49ZM64 173V174H63ZM99 173H100V175H99ZM103 173H105V174H103ZM158 175H157V174ZM187 173V174H186ZM189 173H190V175H189ZM215 173H217V174H215ZM226 173H228V174H226ZM102 174H103V176H105V177H102ZM157 176H156V175ZM210 174V175H209ZM213 174H215V175H213ZM245 174V175H244ZM247 174V175H246ZM160 175V176H159ZM211 175H213V176H211ZM59 176V177H58ZM64 176V177H63ZM116 176V177H115ZM222 176H223V179H222ZM253 176V177H252ZM256 176V177H255ZM61 177V178H60ZM99 177H102V178H99ZM148 177V178H147ZM194 177V176H193ZM211 179H210V178ZM94 178V179H93ZM152 178V179H151ZM156 178V180H154ZM164 178V179H163ZM175 178V180H173ZM214 178V179H213ZM217 178V179H216ZM224 178H225V180H224ZM69 179V180H68ZM72 179V180H71ZM101 181H100V180ZM113 179V180H114ZM177 179V180H176ZM183 179V180H182ZM218 179H220V180H218ZM243 179H245V180H243ZM3 180V183H1V181ZM71 180V181H70ZM113 180H111V182L113 181ZM114 180V181H115ZM165 180V181H166ZM184 180V182L183 183H180L179 184V182L177 183V188H176V190L179 188L180 189V187H181V189H182V187L183 188H186V182L187 181H185ZM95 181V180H94ZM114 181H113V183H114ZM115 181V182H116ZM6 182V183H5ZM65 182V183H64ZM169 182V183H170ZM71 183V184H70ZM158 183V184H159ZM167 182H164V183H160V185H163L162 187H159L158 186V184H157V186L159 187V189H161V191H163L164 189L163 188H167V190L165 191L167 194H169L171 191V189H169V186L167 187V186H165V185H169V183H167ZM216 183V184H217ZM6 184V185H5ZM67 184V185H66ZM108 184H110V183H108ZM143 184L144 183H142V185L141 186H143ZM147 184V183H146ZM178 184H179V186H178ZM185 184V185H184ZM22 185V184H21ZM71 185V186H70ZM74 185V186H73ZM123 185V184H122ZM145 185V184H144ZM173 185V186H174ZM184 185V186H183ZM215 185V184H214ZM62 186V187H61ZM70 186V187H69ZM77 187V189H76V187ZM140 186V187H141ZM172 186V187H173ZM175 186V187H176ZM246 186H247V188H246ZM249 186V187H248ZM72 187V188H71ZM123 187V186H122ZM144 187V186H143ZM175 187H173V190H174V188ZM210 187H212V186H210ZM243 187V188H242ZM7 188V189H6ZM76 189V191H73L74 189ZM82 188V189H81ZM126 187H124V189H125ZM227 188V187H226ZM226 188H224L225 190H227ZM6 189V190H5ZM84 189V191H82ZM127 189V188H126ZM139 189V188H138ZM141 189V188H140ZM163 189V190H162ZM179 189H178V191H179ZM3 190V191H2ZM175 190V191H176ZM184 190L185 189H183L182 191H183V194L185 195V192H184ZM228 190H230V189H228ZM227 190V191H228ZM243 190V191H242ZM161 191H159V192H161ZM164 191H163V198L165 199V197H164V195L166 196L167 194L166 193H164ZM177 191V193H175V197H174V199H176V197H177V194H178V198H179V193H181V196L183 195L182 194V192H178ZM224 191V190H223ZM2 192V193H1ZM73 192V193H72ZM75 192V193H74ZM224 192H226V191H224ZM3 193H4V195H3ZM51 194V195H50ZM72 194V195H71ZM162 194L160 195H158L159 196V198H160V200H161V197L160 196H162ZM171 194H174V191H172V193ZM171 194H170V197H171ZM218 194L220 195V192H218ZM218 194H216V195H218ZM251 194V195H250ZM183 195V196H184ZM186 195H187V193H186ZM215 195V196H216ZM218 195V196H219ZM66 196V197H65ZM69 196V197H68ZM71 196V197H70ZM76 198H75V197ZM82 196V197H81ZM88 196V197H87ZM173 196L174 195H172V199L167 195L166 197L169 199V200H171V202H169L170 203V205H168V209H170L171 210V212H174V213H176L175 211H177V209L179 208V210H180V212H188V209L190 208V205H189V202L188 201H182L179 205H178V203H177V207H175V205H174V207H173V204L172 203H176V201H174L173 200ZM180 196V197H181ZM182 196V197H183ZM6 199H8V200H6ZM68 197V198H67ZM77 197H79V198H77ZM151 197V196H150ZM255 197V198H254ZM64 198V199H63ZM95 200H94V199ZM163 198H162V201L163 202H165V200H163ZM260 200H259V199ZM57 199V200H56ZM91 199V200H90ZM96 199L98 200H100L99 201V204H98V202L96 201ZM168 199L166 200V201H168ZM115 200V201H114ZM255 200V201H256ZM19 201H20V203H19ZM94 201H95V203H94ZM108 201V202H107ZM112 201L113 202H115V203H112ZM174 201V202H173ZM254 201V202H255ZM261 201V202H260ZM62 202V203H61ZM63 202H65V204L63 203ZM81 202V203H80ZM86 202V203H85ZM93 203V204H92ZM157 203V202H156ZM59 204V205H60ZM98 204V205H97ZM18 205V206H17ZM68 205H69V207H68ZM97 205V206H96ZM13 207V209H12V207ZM14 206H15V208H14ZM113 206V207H112ZM169 206H170V208H169ZM193 206H195L194 208H193ZM8 208V210H7V208ZM10 207V208H9ZM18 207V208H17ZM25 207H27V208H25ZM89 207V208H88ZM96 207V208H95ZM163 208H165L164 206H162ZM162 207H156V208H154V209H156L157 210V208L159 209V211L161 212L162 210L160 209V208H162ZM189 207V208H188ZM192 208H190L189 209V211H192L193 209H196V207H198L197 205H192L191 206ZM87 208V209H86ZM162 208V209H163ZM237 208V207H236ZM11 209V210H10ZM18 209V210H17ZM22 209H25L24 211L22 210ZM93 209H91V210H93ZM184 209H186L185 211H184ZM214 209V208H213ZM232 209H233V207H232ZM235 209V208H234ZM22 210V211H21ZM164 210V209H163ZM178 210V211H179ZM214 210H216L217 211V209H216V207H215V209ZM219 210V209H218ZM20 213H19V212ZM165 212H166V210H164ZM247 211H249L248 213H247ZM29 212V213H28ZM79 212H80V214H79ZM83 212H85V213H83ZM165 212H164V215L165 216H167L168 214L166 213L165 214ZM169 212V211H168ZM193 212H194V210H193ZM195 212H197V209L195 210ZM194 212V213H195ZM218 212V211H217ZM237 212V213H236ZM252 212V213H251ZM6 213H8L7 215H6ZM162 213H163V211H162ZM177 213H179V212H177ZM234 213V214H233ZM31 216H30V215ZM232 214V215H231ZM236 214V215H235ZM170 215V214H169ZM19 216V217H18ZM21 216V217H20ZM34 216V218H32ZM83 216V217H82ZM143 216L144 215H140L139 214V217H138V222L139 223H141L143 226L140 228L142 231H148V230H150V229H154V230H158V229H160V228H162V227H164L163 225H161L160 223H162L161 221H160V219H158V218H149V220H146V219H144L143 218ZM226 216V217H225ZM231 216H232V219H233V221H232V219H231ZM11 217H14V219H12ZM168 217V216H167ZM194 217H197V216H194ZM199 217V216H198ZM197 217V218H198ZM236 217V218H235ZM19 218V219H18ZM21 218H22V220H21ZM169 218H170V216H169ZM197 218H195L194 220H201L202 219V217L200 216L198 219ZM208 217H206L205 216V220L207 219ZM235 218V219H234ZM35 219H36V222H35ZM87 219V220H86ZM204 219H203V221H204ZM220 219H222L221 217H220ZM2 220V221H1ZM13 220V221H12ZM21 220V221H20ZM86 220V221H85ZM115 220V219H114ZM208 220V219H207ZM245 222H244V221ZM9 221V222H8ZM85 221V222H84ZM89 221H90V223H89ZM109 221V220H108ZM108 221H107V226H108V224H109V226L108 227H106V226H104V227H102L101 225H104V223L103 224H99L100 225V228H98L99 230H101V231H99V230H97V231H99V232H105L107 229H108V233H109V231H112L111 233H113V231H114V229H115V232H117V230H119V227H117L118 225V222H114V228H113V226H112V224H113V222L112 221H109V223H108ZM118 221V220H117ZM184 221V220H183ZM86 222H88V223H86ZM106 222V221H105ZM173 220L172 219H166L165 221H164V223L165 224H171L170 226H169V228L170 229H172V230H176V229H178L179 228V226H177V225H174L173 223ZM85 223V224H84ZM93 223V222H92ZM112 223V224H111ZM116 223V224H115ZM148 223V224H147ZM180 223H183V222H180ZM5 224V225H4ZM97 224V225H98ZM8 225V226H7ZM86 225V226H85ZM98 225V226H99ZM213 225V226H212ZM228 226V228H224L225 226ZM4 226V227H3ZM90 226V227H89ZM91 226H93L92 228H91ZM116 226V227H115ZM207 226V227H206ZM218 226H220V227H218ZM7 227V228H6ZM12 227V228H11ZM85 227V228H84ZM104 229H102V228ZM181 227V226H180ZM5 228V229H4ZM9 228V229H8ZM22 228V229H21ZM96 228V229H97ZM113 228V229H112ZM117 228V229H116ZM244 228V229H243ZM94 229V230H93ZM59 230V231H58ZM70 230V231H69ZM75 230V231H74ZM93 230V231H92ZM257 230V231H256ZM76 231L78 232V233H76ZM80 231V232H79ZM85 231V232H84ZM72 232V233H73ZM255 232V233H254ZM25 233V234H24ZM198 233H200V232H198ZM197 233V234H198ZM60 234V235H59ZM169 234H175V233H173V232H169ZM251 234V235H250ZM8 235V236H7ZM15 235V236H14ZM18 235V236H17ZM27 235V236H26ZM49 235V236H48ZM56 235V236H55ZM67 235L69 236V237H67ZM74 235V234H73ZM75 235V236H76ZM176 235V234H175ZM196 235V234H195ZM250 235V236H249ZM60 236H61V239H60ZM64 236H66V237H64ZM159 236H161V237H166V236H168L167 235V233H164V232H159ZM200 236V235H199ZM199 236H198V238H199ZM253 236V237H252ZM12 237V238H11ZM17 237V238H16ZM18 237H19V239H18ZM27 237V238H26ZM41 237V238H40ZM51 237H52V239H51ZM196 237H197V235H196ZM2 238V239H1ZM56 238V239H55ZM207 238H209V239H207ZM213 238V239H212ZM254 238V239H253ZM12 239V240H11ZM16 239L18 240V241H16ZM131 240V243H130V240ZM2 240L4 241V242H2ZM20 240V241H19ZM31 240V241H30ZM203 240V241H204ZM6 241V242H5ZM8 241H9V243L11 244H9L8 243ZM11 241H13L12 243H14V244H12L11 243ZM22 241V242H21ZM40 241V242H39ZM59 241V242H58ZM2 242V243H1ZM17 242V243H16ZM26 242V243H25ZM28 242V243H27ZM55 243V244H51V243ZM99 242H100V240H99ZM101 242H103L104 243V241H102L101 240ZM20 243V244H19ZM24 244V246H23V244ZM39 243V244H38ZM46 243V244H45ZM49 243V244H48ZM103 243H101V244H96V247H95V255L93 254V256H91L92 258H94L95 256V258L94 259H92L91 257H88L89 255H90V251L89 252H87L86 250L87 249H85V248H87L85 245H84V247L82 248V246H81V248H82V251H81V248H80V246L78 247L79 249H75V248H77V246L74 248V247H72L71 249H72V253H74V256H77V257H75V258H79V261H80V263H76V264H117V263H115V260H113L111 257L112 256H110V255H108V253H107V251H105V249L103 248L104 246H102V244ZM204 243H205V246H203L204 245ZM17 244H19V245H17ZM203 244V245H202ZM210 244V245H209ZM47 246V247H49L48 249H46V247L45 246ZM51 245V246H50ZM60 245V246H59ZM13 246V247H12ZM17 246V247H16ZM2 247V248H1ZM3 247H4V249H3ZM55 247V248H54ZM6 248V249H5ZM26 248H29L28 250L26 249ZM61 248V249H60ZM73 248H74V250H73ZM23 249H24V251H23ZM65 248H63V250H64ZM68 249H69V247H68ZM85 249V250H84ZM112 249V248H111ZM3 250V251H2ZM13 250H14V252H13ZM19 250V251H18ZM67 250V249H66ZM85 252H84V251ZM26 251H27V253H26ZM30 251V252H29ZM74 251V252H73ZM3 252V253H2ZM25 252V253H24ZM77 252V253H76ZM79 252V253H78ZM81 252L83 253V254H86L85 256L84 255H82L81 254ZM87 252V253H86ZM10 255H9V254ZM31 253H30V258L28 257V260L30 259V260H33L34 259V257L33 256H31ZM27 255V257L24 259V257L25 256H22V255ZM81 254V255H80ZM98 254V255H97ZM106 254H107V256H106ZM80 256H81V258H80ZM84 256V257H83ZM110 256V257H109ZM187 256V257H186ZM17 259H16V258ZM82 257H83V259H82ZM88 257V258H87ZM12 258V259H11ZM15 258V259H14ZM19 258H20V260H19ZM148 258V259H147ZM87 259V260H86ZM19 261V262H18ZM81 261H82V263H81ZM86 261V262H85ZM114 261V262H113ZM160 261V262H159ZM84 262V263H83ZM87 262H89V263H87ZM151 262V263H150ZM2 263H0V264H2ZM7 263V264H8ZM65 264H67V263H65Z\"/></svg>", "mask_w": 264, "mask_h": 264}, {"label": "bare ground", "instance_id": "6f19581e", "mask_svg": "<svg viewBox=\"0 0 264 264\" xmlns=\"http://www.w3.org/2000/svg\"><path fill=\"white\" fill-rule=\"evenodd\" d=\"M39 1V0H38ZM94 3L93 4H95L96 6H99L100 8H103V9H107L111 14H112V17L110 16V19H111V24L110 25H108L107 23V25H104V26H102V24L103 23H105V22H103L102 24L99 22V23H96L97 21H95L94 23H93V21H92V23H90V22H87L86 21V17H85V19L84 20H82L81 18V20L80 19H78V20H80V21H78V20H75L76 21V23H73V21L71 22V23H68L67 21V25H66V23H65V28H64V26H62V28H64L63 30L61 29V31H57L55 34L53 33V35L52 34H50V35H52V36H50V35H48L49 36V38H44V37H42L41 39H43L44 38V41L42 40H40L41 42L39 43V41H37L39 38L38 37H36V39H35V31H34V29H33V27L32 26H27L28 28H27V30L25 31H20L19 32V37H20V39L19 40H21L22 41V44L24 45H22L23 46V49L25 48V50L27 49V47H29V48H31V49H34L33 48V46H35V49L34 50H36V49H38V50H40V48H42L43 50H41V51H38V50H36V52L34 51V50H32V51H34V54H33V52H31V50H30V56H31V53L33 54L32 55V60L34 59V65H33V67L31 66V67H29L28 65V67L27 66H25V64H24V62L21 60L22 58L21 57H17V55L16 56H13V57H15V58H21V59H12L11 58V56H10V54L12 55H15L14 53H9V51H1L2 49L4 50V49H6V48H4L5 46V43H4V45H3V41H4V39H3V37L4 36H2L3 35V31H1V29H0V99L1 100H5L6 101V99H8L9 101H10V99H14L15 100V98L19 101V100H21V99H23L25 102H20V103H18V102H15V103H13V102H11L12 104H8V102H7V104H6V107H7V105H8V113H9V115H7V116H3V113H2V115L0 116V133L3 131H5V133H4V135L6 134L7 135V133H8V135L9 136H11L9 133H11V132H9V129L11 128V127H14L13 125L14 124H12L11 122H14V121H17L16 123H18L19 121L18 120H23V119H25V120H28L29 118H27V117H25L24 115H22V116H24V117H22V116H20L19 115V113L21 112H29V113H31L32 111H30V110H33V109H37V108H39L40 109V107H41V103L40 102H37V101H35V103L33 104L32 103V98H33V100H35L34 98H37L36 96H35V94L38 92V91H41V92H46L47 93V91L49 90V91H51L50 89L52 88V86H53V84H54V86L55 87H62L63 85V87H65V84L67 83H69V82H66L65 83V80H68V78H69V80H70V77L72 78L73 76H75V75H77V77L79 76V77H83V75H84V73H86L87 72V74L89 73V70H95L97 73L99 72V74H100V76L101 77H103V78H105V80H106V78L107 77H109V76H111V75H113L112 73H114L115 72V70L116 69H119V68H126V63H128L129 64V62H130V65H131V63H133V66L132 67H136L138 70H142V69H146L147 71H148V69L149 70H153L154 68H155V66H156V64L157 63H160L161 65L163 64V65H165V66H167V68H171L172 69V71L174 72V73H172V74H174L175 75V81L178 83L179 82V77H181L183 74L184 75H186L187 77L186 78H188L191 82H193L194 84H195V82L196 83H198V82H200V81H209V79H213L212 81H221L222 82V80H224V81H226L227 79H229L230 81H237L239 84L240 83H247V82H252L251 84H253L254 83V80H255V82H259V81H262V79H264V56H262L261 57V55H259L258 53V55H254V53H253V51H251V50H249V52L247 53V50H245V51H243L245 54H243V52L242 53H240L241 51L239 50V52L237 51V50H234L232 47H235V46H237V45H244V46H246V44L247 43H250L251 42V40H252V42H253V38H252V36H250L249 34H248V27L249 26H247L246 25V23L244 22V20H240L239 19V17L241 18V16L239 15V13L240 12H242L241 10H242V8H244V10H245V8H246V10H245V12L246 11H249V13L251 14H256L257 15V13L259 14V11H264V1H262V0H247V2H243L244 3V5H242V4H240V3H238V2H235V0H223V2H224V5H222L223 3H222V1H220V0H204V2H202V0H199V2H202V3H199L198 2V0H155L156 2H152V3H148V2H146L145 0H123V1H125L126 2V6H124L125 8H124V11H122L121 9H119V7H118V3H116L117 1L116 0H92ZM3 2H5V1H3ZM63 2H64V0H63ZM86 2V1H85ZM87 2H89V1H87ZM86 2V3H87ZM84 3V2H83ZM82 3V4H83ZM173 3H178L179 5V8H180V5H181V7H182V9L184 10V11H182V10H179V11H181L179 14H177V16H176V18H175V16L174 17H170L169 15H168V17H167V20H166V18H165V20H164V22H167V21H169L168 19H172L171 20V22L169 21V23L167 24H165V25H162L161 26V28L159 27V29H158V31L155 29V30H152V28H153V24L151 23V22H153L156 18H159V14L160 13H162L163 11L162 10H164V9H166L167 10V6L168 7H170L171 5L170 4H172L173 5ZM222 3V4H221ZM6 4V3H5ZM71 4V3H70ZM92 4V3H91ZM152 4V5H151ZM222 5V7H221V5ZM60 5H62V4H60ZM170 5V6H169ZM63 6V5H62ZM94 6V5H93ZM121 6V5H120ZM174 6V5H173ZM177 6V7H178ZM64 7V6H63ZM84 7V6H83ZM92 7V6H91ZM166 7V8H165ZM94 8H95V6H94ZM94 8H93V10H94ZM68 9V8H67ZM74 9V8H73ZM96 9V8H95ZM90 10V9H89ZM92 10V12H94ZM98 10H99V8H98ZM168 10H169V8H168ZM103 11V10H102ZM162 11V12H161ZM172 11V10H171ZM164 12H165V10H164ZM177 12V11H176ZM223 12V14H224V12H225V14H227V15H229L228 17H231L232 19H235V23L237 22L236 20H238V23H236V24H233V23H228L226 20H224L223 18H224V16L222 17V16H220L221 14L220 13H222ZM244 12V11H243ZM69 13H72V11L70 12L69 11ZM68 13V14H69ZM99 13H100V11H99ZM101 13H103V12H101ZM108 13V12H107ZM171 13V12H170ZM170 13H168V12H166V15L167 14H170ZM83 14H85V16H86V13H83ZM95 14V13H94ZM96 14H98V13H96ZM104 15V14H103ZM161 15V14H160ZM260 15V14H259ZM258 15V16H259ZM70 16L71 17H73V13L72 14H70ZM89 16H91V15H89ZM94 16V15H93ZM98 16V15H97ZM97 16H96V18H97ZM101 16V15H100ZM158 16V17H157ZM164 16H165V14H164ZM252 16V15H251ZM83 17V16H82ZM107 17V16H106ZM156 17V18H155ZM166 17V16H165ZM254 18L255 17H257V16H253ZM260 17H261V15H260ZM260 17H258V18H260ZM93 18H95V17H93ZM161 16H160V18H159V20L161 21ZM243 18V17H242ZM245 18V17H244ZM71 18H69V21H71L70 20ZM100 19V18H99ZM154 19V20H153ZM174 19V20H173ZM227 19V18H226ZM231 19V20H232ZM247 19V18H246ZM251 19V18H250ZM253 19V18H252ZM88 20V19H87ZM109 20V19H108ZM153 20V21H152ZM158 20V19H157ZM158 20V21H159ZM229 20V19H228ZM254 21H255V19H253ZM257 20V19H256ZM74 21V22H75ZM250 21V20H249ZM248 21V23H250ZM258 21V23L260 24V27H261V30L262 29H264V19H260V20H257ZM257 21H255V22H257ZM260 21V22H259ZM73 23V24H72ZM257 23V24H258ZM33 24V23H32ZM158 24H160V23H158ZM161 24H163V19H162V22H161ZM160 24V25H161ZM153 25V26H152ZM249 25V24H248ZM107 26V27H106ZM152 26V27H151ZM259 27V28H260ZM25 29V28H24ZM21 30V29H20ZM251 30V29H250ZM19 31V30H18ZM262 31H264V30H262ZM251 33V32H250ZM140 36L141 38L139 39V40H141V43H139V42H137L136 44H135V47L134 48H136L137 46V48H139V44H141V47H142V49H143V52H140L139 50V52L140 53H137V54H135V55H132V56H130V61H127V62H124V58H123V54H125V53H120L119 51H114L113 49H112V51H111V49L109 48V47H113V48H115V46H116V44H114L115 43V41H117V40H123L124 38H126V37H130V36ZM48 36H46V37H48ZM135 36V37H136ZM198 38V40H202V42L204 43V46H203V48H207V47H209L208 49L210 50L211 48V50L210 51H212L213 49H216L217 51L215 52V50H213L214 51V53L212 52V54L210 53V54H208V52L207 51H205L204 52V50H202L201 48V51H203V52H200V49L198 48V46H197V50H196V48H195V44H197V43H195V44H193L192 43V41H193V39L195 40V39H197ZM255 38H257V37H255ZM46 39V40H45ZM117 39V40H116ZM129 39V38H128ZM133 39V38H132ZM131 39V40H132ZM136 39V38H135ZM138 39H136V41H137ZM125 41V40H124ZM123 41V42H124ZM254 41H255V39H254ZM258 41V40H257ZM256 41V42H257ZM261 41V40H260ZM260 41H258V42H260ZM119 42V41H118ZM150 42V43H149ZM194 42V41H193ZM200 42V41H199ZM256 42H254V43H256ZM262 42V41H261ZM260 42V43H261ZM120 43V42H119ZM126 43H127V41H126ZM147 43H149V44H147ZM151 43H153V44H155L157 47L159 46L160 48H165V49H167V47H168V49H169V47H170V49L172 48V46L174 47V45H172V44H176L175 45V47L177 48V46L179 45L180 46V50L182 51V49H183V51L186 49V48H189V46L191 47V45L193 44L194 45V48H195V50L197 51H194V50H191L192 48H193V45H192V47H191V49L189 50V52L187 53L186 51H185V55L184 54H182V53H184V52H180L183 56L181 57H179L178 56V53H177V55H174V53H172V52H170V53H168L167 51H169V50H167V51H163L162 53L160 52V51H158V49H159V47H158V49H156V51H154L153 49H151V50H149V48L153 45H151ZM201 43V42H200ZM200 43H198V44H200ZM203 43H201V45H203ZM118 44V43H117ZM123 44V43H122ZM131 44V43H130ZM253 44V43H252ZM115 45V46H114ZM124 45V44H123ZM151 45V46H150ZM247 45H249V44H247ZM254 45H256V44H254ZM31 46V47H30ZM89 46H91V47H89ZM130 46V45H129ZM134 46V45H133ZM146 46H148L147 48V51H146V48L144 49L143 47H146ZM150 46V47H149ZM206 46V47H205ZM243 46V47H244ZM251 46V45H250ZM256 46H258V45H256ZM37 47H39V48H37ZM45 47V48H44ZM65 48V49H63L64 51H62V49L61 50H59V51H57L58 49H60V48ZM89 47V50H90V48H92V47H94V49L96 48L99 52H96V50H93L94 52H92V50H87V51H89V52H87L85 49H87ZM102 47V48H101ZM107 48V50L108 51H105L104 50V48ZM119 47V46H118ZM153 47V46H152ZM155 47V46H154ZM157 47H155V48H157ZM185 47V48H184ZM232 48L233 50H234V53L231 51L230 52V50H232V49H228L229 50V53H228V51H226L227 50V48ZM247 47V46H246ZM249 47V46H248ZM253 47H255V46H253ZM262 47H264V46H262ZM52 49L51 50V52H47V51H45L46 49ZM81 48L83 49L82 50V52H79V49H80V51H81ZM101 48V49H103V50H99V49ZM120 48V47H119ZM133 48V49H134ZM136 48V49H137ZM226 48V49H225ZM45 49V50H44ZM47 49V50H48ZM53 49H55V52H52L53 51ZM69 49V51H67ZM93 49V48H92ZM136 49H134V50H136ZM165 49H162V50H165ZM207 49V50H208ZM28 50V49H27ZM110 50V51H109ZM116 50H117V47H116ZM119 50V49H118ZM149 50V51H148ZM160 50V49H159ZM174 50V49H173ZM179 50V49H178ZM178 50H177V52H178ZM188 50V49H187ZM49 51V50H48ZM85 51V52H84ZM104 51V52H103ZM120 51H123V50H120ZM150 51H154V52H150ZM171 51V50H170ZM192 51H193V53H192ZM209 51V52H210ZM218 51H220V52H218ZM251 51V52H250ZM9 54H8V53ZM38 52V53H37ZM84 52V53H83ZM133 52V51H132ZM137 52V51H136ZM155 52H157V53H155ZM159 52V53H158ZM167 52V53H166ZM218 52V53H217ZM26 53L29 55V53L26 51ZM36 53V54H35ZM135 53V52H134ZM133 53V54H134ZM153 53H155V54H153ZM216 53L217 54H225V53H228V56H227V58H222V56L220 57V58H218L219 57V55H216ZM231 53V54H230ZM251 53H253V54H251ZM260 53V52H259ZM26 54V55H27ZM176 54V53H175ZM181 54H179V55H181ZM242 56H241V55ZM249 55V54H251V55H249V56H247V58L245 59V57H246V55ZM260 54H262V52L260 53ZM64 55L65 56H71L70 58H68V59H66L65 57H64ZM10 56V57H9ZM127 56H128V54H127ZM178 56V57H177ZM240 56H241V58L243 57L244 58V60H241L240 59ZM260 56V57H259ZM124 57H125V55H124ZM25 58V57H24ZM28 58H29V56H28ZM24 60V59H23ZM65 60H68V61H65ZM25 61V60H24ZM27 61V60H26ZM241 61V62H240ZM243 61H244V63H243ZM29 63V62H28ZM32 63V62H31ZM242 63H243V65H242ZM64 65L66 66L65 68H63L64 67ZM130 67V66H129ZM169 68V69H170ZM63 69H64V71H63ZM168 69V70H169ZM170 69V70H171ZM123 70V69H122ZM133 70V69H132ZM135 70V69H134ZM145 70V71H146ZM156 70V69H155ZM154 70V71H155ZM125 71V70H124ZM130 71V70H129ZM154 71H152L153 73H154ZM94 72V71H93ZM119 72H121V71H119ZM151 72V71H150ZM77 73V74H76ZM79 73L80 74H83V75H79ZM90 73H91V71H90ZM89 73V74H90ZM128 73V72H127ZM138 73H139V71H138ZM142 73H143V70L141 71V75H142ZM146 73V72H145ZM148 73V72H147ZM149 74H151V73H149ZM54 75H57V80H59V81H55V83H53L52 85L50 84L52 81H54V78H55V76ZM59 75V76H58ZM86 75V74H85ZM84 75V76H85ZM90 75H92V74H90ZM89 75V76H90ZM122 75V74H121ZM153 75V74H152ZM181 75V76H180ZM98 76V75H97ZM119 76V75H118ZM139 76V75H138ZM262 76V78H261V80H258V78L259 77H261ZM78 77V78H79ZM95 77V76H94ZM100 77V78H101ZM153 77H154V75H153ZM75 78H76V76H75ZM84 78V77H83ZM90 78V77H89ZM182 78H183V76H182ZM181 78V79H182ZM73 79V78H72ZM81 79V78H80ZM99 79V78H98ZM119 79H121V78H119ZM56 80V79H55ZM60 80L62 81V82H60ZM100 80V79H99ZM113 80V79H112ZM185 80V79H184ZM229 80H228V82H229ZM256 80H258V81H256ZM75 80H73V81H71V83H69L68 85H71V87L73 88L74 86H76V84H78V82L76 83V81L74 82ZM90 81V80H89ZM98 81V80H97ZM122 81H123V79H122ZM183 81V80H182ZM186 81H188V80H186ZM186 81H184V82H186ZM198 81V82H197ZM214 81V82H215ZM60 82V85L58 84V83ZM64 82V83H63ZM83 82H85V81H83ZM86 82H88V81H86ZM85 82V83H86ZM100 82V81H99ZM102 82H103V80H102ZM112 82V81H111ZM210 83H212L211 82V80L209 81ZM213 82V83H214ZM232 82V83H233ZM61 83L63 84L62 86H61ZM89 83V82H88ZM92 83V82H91ZM114 83H115V81H114ZM217 83V82H216ZM223 83V82H222ZM222 83H219V85L220 84H222ZM225 83V82H224ZM235 83V82H234ZM56 84V85H55ZM66 84V85H67ZM79 84H81V82L79 83ZM98 84H100V83H98ZM116 84V83H115ZM114 84V85H115ZM175 84V83H174ZM192 84V83H191ZM200 84V83H199ZM237 84V83H236ZM238 84V85H239ZM251 84H249V85H251ZM262 84H264V83H262ZM67 85V86H68ZM96 85V84H95ZM95 85H93V86H95ZM104 85V84H103ZM212 85H214V84H212ZM243 85V84H242ZM246 85V84H245ZM248 85V92H245L246 94H248V95H251L254 99H253V101H259V104H264V88H262V89H260V85H259V88H257V86L256 87H254V86H249ZM79 86V85H78ZM88 86V85H87ZM107 86H108V84H107ZM120 86H122L121 85V83H120ZM119 86V87H120ZM181 86V85H180ZM189 86V85H188ZM196 86V85H195ZM240 86V85H239ZM262 86V85H261ZM80 87V86H79ZM82 87V86H81ZM84 87V86H83ZM113 87V86H112ZM179 87V86H178ZM197 87V86H196ZM94 88V87H93ZM210 88V87H209ZM246 88V87H245ZM55 89V88H54ZM71 89V88H70ZM74 90L76 89L75 87L73 88ZM79 89V88H78ZM82 89V88H81ZM84 89V88H83ZM88 89H89V87H88ZM97 89V88H96ZM96 89H94V90H96ZM102 89V88H101ZM213 89V88H212ZM216 89V88H215ZM52 90H53V88H52ZM80 90V89H79ZM85 90V89H84ZM93 90V89H92ZM93 90V91H94ZM177 90L178 91H180V89H178L177 88ZM218 90V89H217ZM234 90V89H233ZM247 89H245V91H246ZM59 91V90H58ZM76 91V90H75ZM89 91V90H88ZM97 91V90H96ZM103 91V90H102ZM113 91H115V90H113ZM206 91V90H205ZM210 92H211V94H207V96H206V94H205V98H206V103H208L209 105H210V107H207V108H210V109H212L211 111H213V107L215 106V105H211V104H213L214 102H215V100H216V96H214L213 95V93L215 92H213L212 90H209ZM209 91H207V92H209ZM219 91V90H218ZM237 91V90H236ZM238 91H240V90H238ZM8 92V94H7V96H4L5 94L4 93H7ZM9 92H11L12 93V96L11 95H9L10 93ZM54 92H55V90H54ZM57 92V91H56ZM74 92V91H73ZM78 92V91H77ZM83 92V91H82ZM170 92V91H169ZM244 92V91H243ZM83 93H85V91L83 92ZM87 93V92H86ZM89 93V92H88ZM178 93V92H177ZM181 93V92H180ZM217 93V92H216ZM244 93V94H245ZM4 94V95H3ZM14 94V95H13ZM16 94V95H15ZM44 94V93H43ZM50 94H52V93H50ZM69 94V93H68ZM78 94H80V93H77V94H75V95H73V96H76V95H78ZM90 94V93H89ZM163 94V93H162ZM170 94V93H169ZM168 94V95H169ZM172 94V93H171ZM215 94V93H214ZM115 95V94H114ZM113 95V93H112V96H110V97H108V98H106V97H104V98H97V99H91L90 98V95H89V98L91 99V100H88V101H86V102H82L81 104H80V102L78 103V104H80V105H78V106H82L84 109H85V111L84 112H88L89 113V115L88 114H86L85 115V117L88 115V119L91 121H93L94 122V124L92 125V126H90V124L92 123H86V122H84L83 123V129L82 130H84L85 131V133H88L89 134V136L91 135V136H93L94 137V139L96 138H100L101 139V141L100 140H98L99 141V144L97 143V140L95 141V144L94 145H96L97 147H98V145H99V150L101 151V154H99V156L96 154V152L98 151V149H95L96 151H95V153H94V151L92 152V153H94V156L95 157H97L98 156V158H96V161L97 160H100L101 162H103V163H105L104 161H106V163H108L109 164V159L111 158L112 159V162H113V158L112 157H115V162L116 161H118V159H116L118 156H120L121 154H124L123 152L124 151H127V153L129 152V150H130V148H133L132 149V152H131V155H130V158H128L129 159V161H128V164H126L125 162H123L121 165H120V167H119V169H114V167L111 169L110 168V170H108V174H107V176L108 175H111L110 173H113V172H117L118 174H117V176L118 175H120V174H122V178H123V174H124V171H126L127 169L129 170V172H132V173H130V174H133L134 176H135V178H133V179H131V180H128V181H122V179L121 180H119L118 179V181H116L114 178V180L116 181H114L113 179H110V181L109 182H107V183H105L106 181H108V180H106V179H108V177L110 178V176H108L106 179L105 178H102V177H105V176H103V174H105V173H103L102 174V177H99V178H102L101 180H102V182H99V181H96V177H98V175L95 177V181L93 180V182H91L88 186H87V188H84L85 190H87V191H85V192H89V194H86V193H84L83 192V194H85V195H92L93 197H103V196H106V195H108L107 197H111V196H113L114 195V193H116V194H119L120 192H121V190H123V193H120L121 194V196H123V200L121 199V201L119 202V203H117L116 205H114V207H113V209L112 208H110V210L109 211H107V209L106 210H97V209H93V208H91V209H93V210H91L89 207V209L88 210H86L85 212H88L89 210V213H87L90 217H87L89 220H92L91 221V224H89L90 223V221H89V223L88 222H86V223H88L89 225H92V224H96L97 222H99V224H103L104 223V225H101L102 227H104V226H106V227H108L109 226V224H108V226H107V221L109 220V221H112L113 222V224H112V226L114 225V222L116 221V222H118V226L117 227H119V230H117V232H115V229H114V231H113V233H111L112 231H109V233L107 232L108 231V229L105 231V232H99V231H101V230H99L98 228H100V225L98 226L97 224L96 225H93L94 227H95V230L93 231V232H90L89 230H91V229H89L88 230V232H86V233H88V234H83L82 233V231L80 232L81 234H78V235H76L73 231V233L72 232H70V235L72 234V238H68V239H63V240H59L60 241V244L62 245L61 247H63V248H65L64 250H63V248H62V251H56L57 249H48L49 247H47V246H45L46 247V249H48V250H45V249H40V250H38L37 249V251H33V253H31L30 251V253H31V256H33L34 257V259L33 260H28V257L30 258V253H27V251H26V253L27 254H29V256L27 257V255H22V256H25L24 257V259L26 258V260H25V262H24V264H65V263H67V264H76L77 262L78 263H80V261H79V258H75V257H77V256H74V253H72L71 251H72V247H76L77 246V248H75V249H79L78 247L80 246V248H81V246H82V248L84 247V245L87 247V248H85V249H87L86 251L87 252H91L90 253V255L88 256V257H91V256H93V254L95 253V247H96V244L98 243V244H101V243H103V242H101V240L102 241H104V243L102 244V246H104L103 248L105 249V251H107V253H108V255H110V256H112L111 258L113 259V260H115V263H117V264H149L148 263V261H150L148 258V261L145 259V258H142L141 257V246L140 245H131L129 248H128V250H129V253L128 254H126V256H122V251H123V243L122 244H120L119 246L121 247V250L122 251H120L121 252V254H118V251H119V249H120V247L119 246H116V247H114L113 245H114V243L116 244L117 242H116V240H117V235L118 234H123V221H125V222H130L131 224L130 225H128L127 226V229L125 230V233H127V234H134V236L135 237H137L138 239H140L141 241H145L146 240V238L147 237H152L153 239H154V241L159 245V246H161V248H164L163 250H166V252L167 253H169V254H173V251H172V248L170 249L169 247H171V246H169L168 244H167V241L166 240H170V241H177L178 239H177V236H180L181 238H183V241L186 243V245H189V244H201V243H203V242H205V243H211V239H209V238H207V239H209V241L208 240H204V239H202L203 237L201 236V234L202 233H204V232H206L207 231V229H208V232H210V229H211V227L209 228V226H208V228H206V229H204L205 227H203L204 225H211V224H216V223H223V221H224V219H223V215H226L227 216V214H228V212H226V209L225 208H227V209H229V208H231V209H229V210H238L239 208L238 207H244V209H243V211L245 210V208H246V210H247V208L248 209H250L253 213H255V215L257 214V215H262L261 213V210L259 209V207H258V204L259 203H257V202H259V201H257L256 199L257 198H255L254 200L253 199H251L249 196H248V194H239L238 192H236L235 190L238 188V187H240V186H244V185H242V184H245V183H243V181L241 182V180L239 181V180H237L236 178H228V179H226L225 180V178H224V185L222 186L221 184L220 185H218L219 183H217V182H214L213 183V185H210V182H212V181H210L209 182V179L208 178H201L200 176L202 175V174H208V173H213V171L215 172L216 171V168L215 167H213V162H212V157H211V161L209 160L208 162H206V161H204L203 159H205L206 157H204L203 159H201V157H198V154H196L197 156H194L193 158L195 159H193L194 161H193V163H194V166H193V173H191V175H192V177L190 176L189 178L188 177H186L187 179L185 180V181H187L186 182V188H183L182 187V189H181V187H180V189H179V191H178V189L176 190V188H177V183L179 182V180L177 181V182H175L176 183V185H174V181L172 182V178H170L171 179V182L169 183L166 179V181L165 180H160L162 183H164V182H167V183H169V185L167 184V185H165V186H169V189H171L170 191V193L169 194H167L165 191L167 190V188L165 187V188H163L162 190L164 191V193H166L169 197H170V194L172 193V191H174V194H171V197H172V195H174L173 196V200L174 201H176V203H172L173 204V207H174V205H175V207H177V203H178V205L182 202V201H188L189 202V205H190V208H192L191 206L192 205H197L198 207H196V209H197V212H195V210L196 209H193L194 210V212H193V210L192 211H189V209H188V212L186 213V212H180V210H179V208L177 209V211H175L176 213H174V212H171V210L170 209H168V205H170V203L169 202H171V200H169L165 195H164V197H165V199L163 198V191H161V189H159V187H162L163 185H160V183H159V181L157 182V184H158V186H157V184L156 183H154L152 180L150 181H148V180H144V178H142L143 180L142 181H140V178H139V176H141V177H143V175L142 174H140V171H141V169L142 168H144L143 170H146L149 166V164H150V167H149V169L148 170H146V171H148L146 174H144L145 176H151V175H153L152 177H155L154 176V174H153V170L155 169V168H153V167H156L157 165H152L153 167H151V163H148V165H146V166H148L147 168H146V166H145V164L142 166V162H145V160L144 161H142V158H140V157H144V156H146L145 154H144V150L145 149H143L145 146L144 145H147L148 143H146L147 141H149L150 142V140H149V136H150V138H151V136H155L156 135V133H158L159 135H156V137H162V135H163V133H162V135L160 136V133L161 132H158L157 130H161V131H163V129L164 128H162V123L161 124H159L161 121H163L164 119H165V117H166V110H165V106L164 107H160V108H158V109H156V110H154V109H152L151 111H149L148 112V119H149V124H147L148 126H146V128H147V130L146 131H144V133H143V135L146 137H144L143 139H140V140H137L136 138H134V137H132V138H134V140L133 139H131V140H127L128 139V134H129V137L131 136L130 135V133L129 132H131V128L130 129H128V127H130L131 125V123H133L132 121L134 120V115L132 114V113H129V112H127L124 108H125V106H127V105H125V106H122L121 105V103H123L124 101V99H123V97L122 96H118L117 95V93H116V95L114 96ZM166 95V94H165ZM178 95V94H177ZM176 95V96H177ZM217 95V94H216ZM240 95V94H239ZM238 95V96H239ZM243 95V94H242ZM241 95V96H242ZM39 96V95H38ZM45 96H47V94L45 95ZM71 96V95H70ZM164 96V95H163ZM163 96H159V98L161 97H163ZM167 96V95H166ZM166 96L164 97V98H166ZM218 96V95H217ZM221 96V95H220ZM49 97V96H48ZM77 97H81V96H77ZM93 97H95L94 95L92 96V98ZM102 97V96H101ZM170 97V96H169ZM179 97V96H178ZM235 97V96H234ZM249 97V96H248ZM85 98V97H84ZM96 98V97H95ZM106 98V99H105ZM177 98V97H176ZM240 99H241V97H239ZM238 98V99H239ZM247 98V97H246ZM74 99V98H73ZM79 99V98H78ZM77 99V100H78ZM81 99V98H80ZM168 99V98H167ZM204 99V98H203ZM244 99V98H243ZM11 100V101H12ZM22 100V101H23ZM29 100H31V102H29ZM44 100V99H43ZM69 100V99H68ZM70 100H72V97H71V99ZM160 100V99H159ZM162 100L163 99H161L160 100V102L162 103ZM169 100V99H168ZM180 100V99H179ZM4 101V102H5ZM164 102L166 101V99L165 100H163ZM170 101V100H169ZM174 101V100H173ZM176 101V100H175ZM217 101V100H216ZM220 101V100H219ZM238 101L239 100H237V107H236V111H238V113L236 114L235 112V114L238 116V120L239 121H242L243 120V114L241 113V112H243L244 110H243V108H244V106L242 105L243 103L242 102H240L239 101V103H242L241 105H239V103H238ZM256 101H255V103H256ZM0 102H2V101H0ZM34 102V101H33ZM41 102H43V101H41ZM58 102H59V100H58ZM164 102H163V105H164ZM49 103H51L52 104V102H49ZM48 103V104H49ZM71 103V102H70ZM74 103H77L76 101L74 102ZM107 104L108 105V107H110V105H112L113 106V108H114V110H111V109H109L107 106V108H105V105L104 104ZM120 104L118 107L119 108H116V106L114 107V104ZM125 103H127V102H125ZM160 103V104H161ZM217 103V102H216ZM4 104V103H3ZM3 104H1L0 103V105H2V106H0V107H3ZM14 104V105H13ZM33 104V105H32ZM53 104H54V102H53ZM52 104V105H53ZM56 104V103H55ZM61 104V103H60ZM72 104V103H71ZM168 104V103H167ZM257 104H258V102H257ZM261 104V105H262ZM9 105H12V106H9ZM44 105H45V102H44ZM132 104L130 103V106H131ZM162 105V106H163ZM172 105V104H171ZM5 106V105H4ZM50 106V105H49ZM49 106H45V107H47V109H48V107ZM58 106V105H57ZM66 106V105H65ZM76 106V104L74 105V107ZM111 106V107H112ZM129 106V105H128ZM173 106V105H172ZM204 106V105H203ZM208 106V105H207ZM213 106V107H212ZM239 106H241L240 108H239ZM5 107V108H6ZM64 107V106H63ZM62 107V108H63ZM5 108H0L1 109V111L2 112H4V113H6V111H3L2 109H4V110H6ZM23 108V109H22ZM58 108V107H57ZM60 108V107H59ZM73 108V107H72ZM71 108V109H72ZM77 108V107H76ZM81 108V107H80ZM80 108H78V109H76V110H79ZM82 108V109H83ZM116 108V109H115ZM216 108H217V106H216ZM246 108H248V107H245L244 109H246ZM22 109V111H20ZM39 109H37L38 111L37 112H39L40 110ZM50 109V108H49ZM66 109V108H65ZM71 109H69V110H71ZM74 109V108H73ZM72 109V110H73ZM83 109V110H84ZM205 109H206V107H205ZM258 110H264V105H262V107H259V108H257ZM256 109V110H257ZM75 109H74V111L75 112H77ZM116 110H118V111H116ZM171 110V109H170ZM200 110H201V108H200ZM199 110V111H200ZM203 110V109H202ZM207 110H209V109H207ZM217 110H220V109H217ZM243 110V111H242ZM248 110H249V108H248ZM42 111V110H41ZM53 111H54V109H53ZM58 111V110H57ZM56 111V112H57ZM59 111H62V110H59ZM80 111V110H79ZM210 111V110H209ZM216 110L214 109V111L213 112H215ZM235 111V110H234ZM64 112V111H63ZM72 112V111H71ZM84 112L83 113H81V114H84ZM245 112H247L246 110H245ZM245 112H243L244 114H246V116L248 115V117H249V114H247V113H245ZM1 113V112H0ZM28 113V114H29ZM40 113V112H39ZM55 113V112H54ZM62 113V112H61ZM67 113H68V110H67ZM208 113V112H207ZM211 114H212V112H210ZM27 114V115H28ZM33 114H34V112H33ZM58 114V113H57ZM72 114V113H71ZM76 114V113H75ZM78 114V113H77ZM171 114V113H170ZM168 115V117L169 116H171V118L173 117V113L171 114V115ZM174 114H176L175 112H174ZM197 114V113H196ZM205 114H206V111H205ZM215 114V113H214ZM5 115V114H4ZM26 115V114H25ZM38 115H40V114H38ZM42 115V114H41ZM44 115V114H43ZM51 115H53L52 113H51ZM58 115H60V114H58ZM202 115V114H201ZM200 115V116H201ZM218 115V114H217ZM234 115V114H233ZM36 116V114L33 116L32 114H31V121H32V119H33V117H35ZM61 116V115H60ZM74 116V115H73ZM175 117L177 116V115H174ZM180 116V115H179ZM184 116V115H183ZM183 116H180V117H183ZM54 117V116H53ZM64 117H66L65 115L63 116V118ZM68 117H69V115H68ZM81 117H83V116H80V119H81ZM190 117V116H189ZM191 117L192 118H194V116H192L191 115ZM207 117V116H206ZM247 117V118H248ZM56 118V117H55ZM67 118V117H66ZM70 118H71V116H70ZM73 118V117H72ZM170 118V117H169ZM196 118V117H195ZM198 118V117H197ZM246 118V119H247ZM65 119V118H64ZM68 119V118H67ZM79 119V118H78ZM88 119H87V121H88ZM99 119H104L105 121V124H102L101 122L103 121H101L100 123L102 124H100V123H98L97 121L99 120ZM167 119V118H166ZM202 119V118H201ZM204 119V118H203ZM250 119V118H249ZM25 120H23V121H25ZM39 120V119H38ZM83 120H85V119H83ZM191 120V119H190ZM234 120H235V118H234ZM30 121V122H31ZM72 121V120H71ZM75 121V120H74ZM100 121V120H99ZM188 121V120H187ZM211 121V120H210ZM237 121V120H236ZM21 122V121H20ZM189 122V121H188ZM194 122V121H193ZM202 122V121H201ZM15 123V122H14ZM96 123V124H95ZM158 123V124H157ZM198 123V122H197ZM239 123V122H238ZM244 123V122H243ZM19 124V123H18ZM18 124H16L17 125V127L19 126V129H20V131H21V127L23 128L22 129V132H23V134H25V136L23 135V134H21L20 133V131H18V130H16L17 131V133H19V137L20 138H22V137H24V141H25V138H26V140L27 139H29V137L27 138L26 137V135L28 136H30V138L32 137L31 136V134H40V133H42V134H45V133H52V132H57V130H59L57 127H50V128H48V129H44L43 130V128H42V126L41 125H38V124H31V125H29V124H26V125H28L27 127H23V126H21L20 127V125H25L24 123L22 124H20V125H18ZM78 124V123H77ZM157 124V125H156ZM183 124V123H182ZM187 124V123H186ZM190 124V123H189ZM205 124V123H204ZM209 124H212V123H209ZM227 124H228V122H227ZM227 124H226V126H227ZM233 124V123H232ZM16 125H15V128L14 129H16ZM54 126H56L55 124H53ZM75 125V124H74ZM130 125V126H129ZM155 126L156 125V127H157V130L156 129H152V127L151 126ZM183 125H185V124H183ZM235 125V124H234ZM244 124H242V126H243ZM77 126V125H76ZM80 126H82V125H80ZM102 126V127H101ZM133 126V125H132ZM185 126H187V125H185ZM191 126V125H190ZM63 127V126H62ZM72 127H73V125H72ZM193 127V126H192ZM73 128H75V127H73ZM82 128V127H81ZM145 128V129H146ZM178 128V127H177ZM180 128V127H179ZM190 128V127H189ZM239 128V127H238ZM237 128V129H238ZM18 129V128H17ZM72 129V128H71ZM78 128H76V130H77ZM192 129V128H191ZM209 129V128H208ZM236 129V128H235ZM154 130H156L155 132H154V134L152 133ZM173 130V129H172ZM181 130H183V128L181 127ZM189 130V129H188ZM204 130V129H203ZM11 131H12V128H11ZM15 131V130H14ZM14 131H13V134H15V135H18L16 132L14 133ZM129 131V132H128ZM176 131V130H175ZM199 131V130H198ZM214 131V130H213ZM216 131V130H215ZM3 132L1 133V137L3 136L4 137V135H3ZM7 132V133H6ZM59 132V131H58ZM61 132V131H60ZM82 132V131H81ZM168 131H166V133H167ZM210 132V131H209ZM221 132V131H220ZM219 132V133H220ZM165 133V132H164ZM183 133V132H182ZM192 133V132H191ZM194 133V132H193ZM199 133V132H198ZM203 133V132H202ZM213 133V132H212ZM215 133V132H214ZM12 134V133H11ZM186 134H188V133H186ZM196 134V133H195ZM195 134H193V135H195ZM211 134V133H210ZM218 134V133H217ZM6 135H5V137L2 139V140H0L1 141V145H3L2 147H4L3 149H2V147H1V145H0V151H2V152H0L1 153V156H0V165L2 164V166H0V169H3V168H1V167H4V166H8L9 164H10V162L11 163H13L14 162V165H15V161L18 159V158H20L22 155L21 154H19L20 152L19 151H21V153H22V150H24V148L26 149L28 146H26V147H22L20 150L17 148V147H19V145H20V143L21 142H24L23 141V138H22V141H21V139L18 137V139H20L19 141H21L18 145H16L15 146V144L14 143H17V142H13V144H14V146L12 145V144H9L10 142H12V141H10L11 140V138H12V136L10 137V142L8 143L7 141V144H9V145H12V147H14V148H11V147H7V146H9V145H7V144H5L6 142H2V141H4V140H8L9 138H8V135H7V138H6ZM14 135V136H15ZM22 135V136H21ZM132 135H135L134 133H132ZM141 136H143L142 135V133L140 134ZM139 135V136H140ZM174 135V134H173ZM182 135H184V134H182ZM190 135V134H189ZM204 135V134H203ZM209 135V134H208ZM219 135V134H218ZM217 135V136H218ZM231 135V134H230ZM85 136H87L88 137V135L87 134H85ZM84 136V137H85ZM136 136V135H135ZM228 136V135H227ZM254 136V135H253ZM1 137H0V139H1ZM17 137H13L12 138V140H14V138H17ZM67 137V136H66ZM77 137V136H76ZM123 137L124 138H126L125 140L123 139ZM165 137V136H164ZM190 137V136H189ZM188 137V138H189ZM208 137V136H207ZM226 137V136H225ZM233 137V136H232ZM33 138V137H32ZM61 138V137H60ZM81 138H83V137H81ZM88 138H91L92 139V137H88ZM113 138H117L118 140H116V139H113ZM185 138H186V136H185ZM212 138V137H211ZM223 138V137H222ZM228 138H231L230 136L229 137H227V139ZM247 138H249V137H247ZM34 140H35V138H33ZM44 139V138H43ZM47 139V138H46ZM58 139V138H57ZM103 139V140H102ZM138 139H139V137H138ZM163 139V138H162ZM232 139V138H231ZM252 138H250V140H251ZM78 140V139H77ZM157 140H159V139H157ZM207 140V139H206ZM18 141V140H17ZM29 141V140H28ZM33 140L31 139L29 142H32ZM37 141V140H36ZM35 141V143L37 144V142ZM61 141V140H60ZM94 141H92V142H94ZM154 141V140H153ZM160 141H161V139H160ZM170 141V140H169ZM186 141V140H185ZM218 141H220V139L218 140ZM228 141V140H227ZM235 141V140H234ZM260 140L258 139L257 140V138H255L254 137V139H252V143H253V145H252V147L254 148V151H255V155L256 156H264V155H261V142H264V141H261V142H259ZM43 142H45V141H43ZM42 142V144H44ZM86 142V141H85ZM90 142V141H89ZM88 142V143H89ZM91 142V143H92ZM100 142L102 143V144H100ZM182 142V141H181ZM189 142V141H188ZM232 142V141H231ZM230 141H229V143H231ZM250 142V141H249ZM2 143H4L5 145H6V147L4 146V144H2ZM25 143V142H24ZM24 143H22V144H24ZM97 143V144H96ZM154 143V142H153ZM212 143H214V142H212ZM26 144V143H25ZM31 144V143H30ZM29 144V145H30ZM46 144V143H45ZM45 144H44V146H45ZM87 144V143H86ZM90 144V143H89ZM92 144V145H93ZM34 145V144H33ZM33 145H30V146H32V147H34ZM37 145H41V144H37ZM49 145V144H48ZM57 145V144H56ZM85 145V144H84ZM94 145H93V148H94ZM100 145H102L101 147H100ZM188 145V144H187ZM213 145V144H212ZM239 145V144H238ZM250 145H251V143H250ZM21 146H23V145H21ZM29 146V147H30ZM43 146V147H44ZM46 146H47V144H46ZM88 146V145H87ZM90 146H91V144H90ZM89 146V147H90ZM142 146H144L143 148H142ZM149 146V145H148ZM216 146V145H215ZM230 145H228V147H229ZM232 146V145H231ZM236 146V145H235ZM36 147V146H35ZM42 147V150L44 149ZM50 147V146H49ZM92 147V146H91ZM151 147H154V146H151ZM213 147V146H212ZM223 147V146H222ZM15 148H17L16 150H14ZM20 148V147H19ZM38 148V147H37ZM36 148V149H37ZM39 148H41V146L39 147ZM48 148V147H47ZM92 148V149H93ZM146 148V147H145ZM251 148V147H250ZM9 149H13V151H10ZM50 149H51V147H50ZM91 149V150H92ZM129 149V150H128ZM148 149V148H147ZM151 149V148H150ZM155 149V148H154ZM153 149V150H154ZM228 149V148H227ZM227 149H225V147H224V150H227ZM3 150H4V152H3ZM6 150V151H5ZM32 149H30V151H31ZM38 151L40 150V149H37ZM57 150V149H56ZM89 150H90V148H89ZM216 150V149H215ZM217 150H218V148H217ZM216 150V151H217ZM223 150V151H224ZM236 148H232L231 147V149H228V151H227V159H228V163H227V167H226V169H227V172L228 173H230L231 174V172L233 173V170L234 169H236V167L237 166H235V168H234V164H233V162H234V159L235 158H237V156L238 155H235V153H236ZM8 151V152H7ZM14 151H16V152H14ZM29 150L28 151H26L27 152V154L25 153V150H24V152L22 153L24 156H22L21 158H20V160L22 159V158H27V156H32L33 154H32V151H31V153H28V152H30ZM34 151V150H33ZM44 151V150H43ZM46 151H48V150H46ZM50 151V150H49ZM53 152H54V149L52 150ZM51 151V152H52ZM88 151V150H87ZM146 151V150H145ZM152 151V150H151ZM261 151V152H260ZM10 154L9 156H7L8 154ZM10 152V153H9ZM11 152H14V153H11ZM19 152V153H18ZM37 152V151H36ZM42 152V151H41ZM148 152H149V150H148ZM194 152H195V150H194ZM209 152V151H208ZM219 152V151H218ZM25 153V154H24ZM34 153V152H33ZM38 153H40V152H37V154ZM87 153V152H86ZM98 153V152H97ZM150 153V152H149ZM153 153V152H152ZM215 153V152H214ZM7 154V155H6ZM11 154L13 155H15V156H13V158H14V160L12 159V161H10L9 163H7L6 164V162L5 161H7V160H11V158H12V156H11ZM18 154L19 155H21L20 157L18 156ZM49 154V153H48ZM97 156H96V155ZM129 154H130V152H129ZM144 154V155H143ZM209 154V153H208ZM207 154V155H208ZM212 154V153H211ZM222 154V153H221ZM262 154H264V153H262ZM5 155V156H4ZM17 155V156H16ZM27 155V156H26ZM47 155V154H46ZM54 155H55V153H54ZM152 155V154H151ZM205 155H206V153H205ZM214 155V154H213ZM212 155V156H213ZM226 155V154H225ZM29 156V158H31ZM50 156V155H49ZM89 156V155H88ZM100 156H102V158H99ZM123 156V155H122ZM125 156V155H124ZM123 156V157H124ZM148 156H150V154L149 155H147V157ZM154 156V155H153ZM211 156V155H210ZM210 156L208 155V157L207 158H210ZM240 156V155H239ZM255 156V157H256ZM10 157V158H9ZM54 157V156H53ZM197 157V158H196ZM203 157V156H202ZM222 157V156H221ZM224 157V156H223ZM17 158V159H16ZM29 158L27 159V160H29ZM55 158V157H54ZM87 158V157H86ZM145 158V157H144ZM153 158V157H152ZM225 158V157H224ZM16 159V160H15ZM102 159H104V160H102ZM121 159H122V157H121ZM127 159V160H128ZM146 159V158H145ZM148 159H149V157H148ZM151 159V158H150ZM197 159V160H196ZM214 159H215V156H214ZM238 160H241L240 158H237ZM35 160H36V158H35ZM82 160V159H81ZM80 160V161H81ZM126 160V161H127ZM147 160V159H146ZM158 160V159H157ZM156 160V161H157ZM236 160V159H235ZM237 160V161H238ZM24 161V160H23ZM30 161V160H29ZM29 161H27V162H29ZM58 161V160H57ZM90 161V160H89ZM100 161H99V164H100ZM119 161H121V160H119ZM161 161V160H160ZM8 162V161H7ZM45 162V161H44ZM51 162V161H50ZM90 162H92V161H90ZM93 162H94V160H93ZM148 162V161H147ZM147 162H146V164H147ZM150 162V161H149ZM159 162V161H158ZM162 162V161H161ZM160 162V163H161ZM239 162V161H238ZM241 162V161H240ZM6 165H5V164ZM22 163V162H21ZM26 163V162H25ZM33 163V162H32ZM54 163V162H53ZM103 163H101V164H103ZM126 164V165H124L123 166V164ZM156 164H157V162H155ZM192 163V162H191ZM190 163V164H191ZM192 163V164H193ZM215 163V162H214ZM51 164V163H50ZM107 164V165H108ZM110 164H111V162H110ZM110 164L107 166V167H111L110 166ZM249 164V163H248ZM4 165V166H3ZM17 165H18V163H17ZM91 165V164H90ZM226 165V164H225ZM11 166V165H10ZM21 166V165H20ZM26 166V165H25ZM34 166V165H33ZM39 166V165H38ZM41 166V165H40ZM47 166V165H46ZM94 166H96V165H94ZM101 166V165H100ZM103 166H104V164H103ZM115 166V165H114ZM118 166V165H117ZM214 166H215V164H214ZM249 166V168L248 169H252L251 171H254L255 169H259L260 170V168L262 169V168H264V158H260V157H257V158H255V159H253L252 160V163L250 162V164L248 165ZM261 166V167H260ZM12 167V166H11ZM17 167V166H16ZM92 167V166H91ZM97 167V169L99 168L98 166H96ZM176 166L174 165V162L172 163V162H169V165H168V168L166 169V171H165V175L166 176H173V177H175L176 175H177V168H175ZM244 167H246V165L244 166ZM259 167V168H258ZM7 168V167H6ZM52 168V167H51ZM93 168V167H92ZM106 168V167H105ZM116 168V167H115ZM118 168V167H117ZM157 168V167H156ZM214 168H215V170H214ZM238 168V167H237ZM243 168V167H242ZM242 168H241V170H240V173H242L241 171H242ZM5 169V168H4ZM63 169V168H62ZM94 169V168H93ZM99 169H101V168H99ZM125 169V170H124ZM245 169V168H244ZM254 169V170H253ZM50 170V169H49ZM59 170V169H58ZM57 170V171H58ZM61 170V169H60ZM123 170V171H122ZM142 170V171H143ZM221 170V169H220ZM256 170V171H257ZM1 171V170H0ZM3 171V170H2ZM7 171V170H6ZM103 171V170H102ZM141 171V172H142ZM154 171H156V169L154 170ZM235 171H237V170H234V172ZM244 171V170H243ZM250 171V172H251ZM55 172V171H54ZM107 172V171H106ZM145 172V171H144ZM157 172V171H156ZM221 172V171H220ZM219 172V173H220ZM239 172V171H238ZM247 172V171H246ZM246 172H244V173H246ZM60 173H62V172H60ZM95 173V172H94ZM160 173V172H159ZM188 173V172H187ZM186 173V174H187ZM228 173H226V174H228ZM259 173H261V172H259ZM20 174V173H19ZM50 174V173H49ZM64 174V173H63ZM157 174V173H156ZM155 174V175H156ZM215 174H217V173H215ZM215 174H213V175H215ZM243 174V173H242ZM1 175V174H0ZM99 175H100V173H99ZM125 175V174H124ZM158 175V174H157ZM156 175V176H157ZM160 175H162V172L160 173ZM159 175V176H160ZM175 175V176H174ZM189 175H190V173H189ZM210 175V174H209ZM213 175H211V176H213ZM245 175V174H244ZM247 175V174H246ZM163 176V175H162ZM194 176V177H193ZM206 176V175H205ZM216 176V175H215ZM59 177V176H58ZM64 177V176H63ZM116 177V176H115ZM118 177H121V176H118ZM253 177V176H252ZM256 177V176H255ZM33 178H34V180H36L37 179V175H36V173H34L33 174ZM61 178V177H60ZM148 178V177H147ZM176 178V177H175ZM175 178L173 179V180H175ZM210 178V177H209ZM0 179H3V178H0ZM106 180L105 182L103 181V180ZM152 179V178H151ZM164 179V178H163ZM211 179V178H210ZM214 179V178H213ZM217 179V178H216ZM222 179H223V176H222ZM69 180V179H68ZM72 180V179H71ZM70 180V181H71ZM100 180V179H99ZM100 180V181H101ZM111 180H113L114 181V183H113V181L111 182ZM154 180H156V178L154 179ZM177 180V179H176ZM183 180V179H182ZM184 180L182 181V182H179V184L180 183H183L184 182ZM218 180H220V179H218ZM243 180H245V179H243ZM246 181V180H245ZM1 183H3V180L1 181ZM6 183V182H5ZM65 183V182H64ZM108 183H110V184H108ZM142 183H144L143 184V186H141L142 185ZM147 183V184H146ZM217 183V184H216ZM71 184V183H70ZM123 184V185H122ZM179 184H178V186H179ZM215 184V185H214ZM2 185H4V184H2ZM2 185H0V186H2ZM6 185V184H5ZM67 185V184H66ZM174 185V186H173ZM185 185V184H184ZM183 185V186H184ZM245 185H247V184H245ZM71 186V185H70ZM69 186V187H70ZM74 186V185H73ZM123 186V187H122ZM141 186V187H140ZM175 187L174 188V190H173V187ZM210 186H212V187H210ZM62 187V186H61ZM76 187V186H75ZM124 187H126L125 189H124ZM228 189H230V190H228ZM249 187V186H248ZM72 188V187H71ZM139 188V189H138ZM141 188V189H140ZM224 188H226L227 190H225ZM241 188V187H240ZM243 188V187H242ZM246 188H247V186H246ZM7 189V188H6ZM5 189V190H6ZM74 189V188H73ZM76 189H77V187H76ZM76 189H74L73 191H76ZM82 189V188H81ZM84 189L82 190V191H84ZM183 189H185L184 190V192H185V195L183 194ZM239 189V188H238ZM176 190V191H175ZM226 191V192H224V191ZM3 191V190H2ZM159 191H161V192H159ZM177 191L178 192H182V194L184 195H182L181 196V193H179L180 195H179V198H178V194H177V197H176V199H174V197H175V193H177ZM243 191V190H242ZM218 192H220V195L218 194ZM2 193V192H1ZM73 193V192H72ZM75 193V192H74ZM186 193H187V195H186ZM161 195L162 194V196H160L161 197V200H160V198H159V196L158 195ZM216 194H218V195H216ZM3 195H4V193H3ZM51 195V194H50ZM72 195V194H71ZM90 195V196H91ZM109 195H111V196H109ZM216 195V196H215ZM251 195V194H250ZM151 196V197H150ZM181 196V197H180ZM19 197H21V198H23L25 201H23L22 202V204L23 205H19V207L21 206V207H23V206H25V204L28 206V209H29V211L31 212L30 214H32L33 213V215H35V218L37 219V222H38V225L43 229V228H45V229H58V228H62V229H79L80 228V220H78V218H77V216L74 214V213H69V211L65 208V206L63 205H61L60 204V202L59 203H57V202H53V201H55V200H53L52 202H50V201H46L45 199H41V198H34V197H32V196H30V195H25V194H23V195H20ZM66 197V196H65ZM69 197V196H68ZM67 197V198H68ZM71 197V196H70ZM75 197V196H74ZM82 197V196H81ZM88 197V196H87ZM170 197V198H171ZM1 198V197H0ZM5 198V197H4ZM76 198V197H75ZM77 198H79V197H77ZM114 198V196L110 199V200H112ZM162 198H163V200H165V202H163L162 201ZM1 199H3V198H1ZM0 199V200H1ZM6 199V198H5ZM64 199V198H63ZM94 199V198H93ZM168 199V201H166ZM172 199V198H171ZM259 199V198H258ZM4 200V199H3ZM6 200H8V199H6ZM57 200V199H56ZM91 200V199H90ZM95 200V199H94ZM256 200V201H255ZM260 200V199H259ZM261 200H264V199H261ZM96 201L98 202V204H99V199L97 200L96 199ZM115 201V200H114ZM173 201V202H174ZM255 201V202H254ZM4 201H2L1 203H3ZM108 202V201H107ZM157 202V203H156ZM169 204H168V203ZM261 202V201H260ZM0 203V204H1ZM19 203H20V201H19ZM62 203V202H61ZM64 204H65V202H63ZM81 203V202H80ZM86 203V202H85ZM94 203H95V201H94ZM112 203H115V202H113L112 201ZM60 204V205H59ZM93 204V203H92ZM96 204V203H95ZM97 204V205H98ZM168 204V205H167ZM66 205V204H65ZM96 205V206H97ZM260 205V204H259ZM18 206V205H17ZM162 206H166L165 208H163ZM262 206H264V205H262ZM12 207V206H11ZM21 207H20V209H21ZM68 207H69V205H68ZM156 207H162L164 210H166V212L162 209V208H160L162 211H163V213H162V211L160 212L159 211V209L157 208V210L156 209H154V208H156ZM174 207V208H175ZM195 206H193V208H194ZM215 207H216V209H217V211L216 210H214L215 209ZM232 207H233V209H232ZM237 207V208H236ZM7 208V207H6ZM10 208V207H9ZM14 208H15V206H14ZM18 208V207H17ZM25 208H27V207H25ZM96 208V207H95ZM169 208H170V206H169ZM214 208V209H213ZM235 208V209H234ZM12 209H13V207H12ZM87 209V208H86ZM219 209V210H218ZM7 210H8V208H7ZM11 210V209H10ZM18 210V209H17ZM23 211L25 210V209H22ZM21 210V211H22ZM179 210V211H178ZM186 209H184V211H185ZM240 211H241V209H239ZM1 211H5V210H2L1 209ZM0 211V212H1ZM169 211V212H168ZM187 211V210H186ZM262 211H264V210H262ZM6 212V211H5ZM19 212V211H18ZM85 212H83V213H85ZM164 212H165V214L167 213H169L167 216H165L164 215ZM177 212H179V213H177ZM249 211H247V213H248ZM251 212V213H252ZM20 213V212H19ZM29 213V212H28ZM227 213V214H226ZM237 213V212H236ZM8 213H6V215H7ZM29 214V215H30ZM79 214H80V212H79ZM139 214L140 215H144L143 216V218L144 219H146V220H149V218H158V219H160V221L162 222V223H160L161 225H163L164 227H162V228H160V229H158V230H154V229H150V230H148V231H142L140 228L143 226L141 223H139L137 220H138V217H139ZM234 214V213H233ZM9 215V214H8ZM232 215V214H231ZM236 215V214H235ZM31 216V215H30ZM169 216H170V218H169ZM194 216H201L202 217V219L201 220H194L195 218H197V217H194ZM205 216L206 217H208L206 220L204 219L205 218ZM225 216V217H226ZM1 217V216H0ZM19 217V216H18ZM21 217V216H20ZM83 217V216H82ZM198 217V218H199ZM220 217L222 218V219H220ZM12 219H14V217H11ZM32 218H34V216L32 217ZM172 219L173 220V224L174 225H177V226H179V228L178 229H176V230H172V229H170L169 228V226L171 225V224H165L164 223V221L166 220V219ZM197 218V219H198ZM236 218V217H235ZM234 218V219H235ZM19 219V218H18ZM36 219H35V222H36ZM115 219V220H114ZM200 219V218H199ZM203 219H204V221H203ZM231 219H232V216H231ZM21 220H22V218H21ZM20 220V221H21ZM87 220V219H86ZM85 220V221H86ZM118 220V221H117ZM184 220V221H183ZM2 221V220H1ZM13 221V220H12ZM80 221V222H79ZM84 221V222H85ZM106 221V222H105ZM109 221H108V223H109ZM232 221H233V219H232ZM244 221V220H243ZM9 222V221H8ZM93 222V223H92ZM180 222H183V223H180ZM245 222V221H244ZM85 224V223H84ZM116 224V223H115ZM148 224V223H147ZM5 225V224H4ZM1 226V225H0ZM8 226V225H7ZM86 226V225H85ZM93 226H91V228L93 227ZM181 226V227H180ZM213 226V225H212ZM225 226V225H224ZM4 227V226H3ZM90 227V226H89ZM98 227V228H97ZM101 227V228H102ZM110 227V226H109ZM116 227V226H115ZM207 227V226H206ZM218 227H220V226H218ZM7 228V227H6ZM12 228V227H11ZM85 228V227H84ZM97 228V229H96ZM105 228V227H104ZM113 228H114V226H113ZM112 228V229H113ZM224 228H228V226H225ZM5 229V228H4ZM9 229V228H8ZM22 229V228H21ZM103 229V228H102ZM117 229V228H116ZM213 230H214V228H212ZM211 229V230H212ZM244 229V228H243ZM97 230H99V231H97ZM104 230V229H103ZM59 231V230H58ZM70 231V230H69ZM75 231V230H74ZM204 231V232H203ZM257 231V230H256ZM85 232V231H84ZM159 232H164V233H167V235L168 236H166V237H161V236H159ZM169 232H173V233H175V234H169ZM198 232H200V233H198ZM202 232V233H201ZM76 233H78L77 231H76ZM198 233V234H197ZM255 233V232H254ZM25 234V233H24ZM74 234V235H73ZM197 235V237H196V235ZM60 235V234H59ZM69 235V236H70ZM76 235V236H75ZM200 235V236H199ZM203 235V234H202ZM207 235V234H206ZM205 234L203 235V236H206ZM251 235V234H250ZM249 235V236H250ZM8 236V235H7ZM15 236V235H14ZM18 236V235H17ZM27 236V235H26ZM49 236V235H48ZM56 236V235H55ZM68 235H67V237H69ZM198 236H199V238H198ZM1 237V236H0ZM64 237H66V236H64ZM71 237V236H70ZM202 237V238H201ZM253 237V236H252ZM12 238V237H11ZM17 238V237H16ZM27 238V237H26ZM41 238V237H40ZM2 239V238H1ZM18 239H19V237H18ZM51 239H52V237H51ZM56 239V238H55ZM60 239H61V236H60ZM177 239V240H176ZM213 239V238H212ZM254 239V238H253ZM12 240V239H11ZM99 240H100V242H99ZM130 240V239H129ZM169 240H168V242H169ZM204 240V241H203ZM16 241H18L17 239H16ZM20 241V240H19ZM31 241V240H30ZM58 241V242H59ZM2 242H4L3 240H2ZM1 242V243H2ZM6 242V241H5ZM13 241H11V243H12ZM22 242V241H21ZM40 242V241H39ZM8 243H9V241H8ZM17 243V242H16ZM26 243V242H25ZM28 243V242H27ZM130 243H131V240H130ZM205 243H204V245L203 246H205ZM10 244V243H9ZM12 244H14V243H12ZM20 244V243H19ZM19 244H17V245H19ZM23 244V243H22ZM39 244V243H38ZM46 244V243H45ZM49 244V243H48ZM51 244H55L54 242L53 243H51ZM11 245V244H10ZM210 245V244H209ZM23 246H24V244H23ZM51 246V245H50ZM60 246V245H59ZM13 247V246H12ZM17 247V246H16ZM68 247H69V249H68ZM2 248V247H1ZM55 248V247H54ZM74 248H73V250H74ZM82 248H81V251H82ZM112 248V249H111ZM3 249H4V247H3ZM6 249V248H5ZM27 250L29 249V248H26ZM61 249V248H60ZM67 249V250H66ZM84 249V250H85ZM83 250V251H84ZM3 251V250H2ZM19 251V250H18ZM23 251H24V249H23ZM13 252H14V250H13ZM74 252V251H73ZM85 252V251H84ZM83 252V253H84ZM86 252V253H87ZM3 253V252H2ZM25 253V252H24ZM77 253V252H76ZM79 253V252H78ZM82 252H81V254L82 255H86V254H83ZM9 254V253H8ZM11 254V253H10ZM9 254V255H10ZM80 254V255H81ZM95 255V254H94ZM98 255V254H97ZM1 256V255H0ZM83 256V257H84ZM106 256H107V254H106ZM109 256V257H110ZM83 257H82V259H83ZM87 257V258H88ZM96 257V256H95ZM94 257V258H95ZM187 257V256H186ZM16 258V257H15ZM14 258V259H15ZM80 258H81V256H80ZM92 258V257H91ZM94 258H92V259H94ZM1 259V258H0ZM12 259V258H11ZM17 259V258H16ZM19 260H20V258H19ZM87 260V259H86ZM19 262V261H18ZM86 262V261H85ZM114 262V261H113ZM160 262V261H159ZM0 263H2V261H0ZM8 262H6V264H7ZM81 263H82V261H81ZM84 263V262H83ZM87 263H89V262H87ZM151 263V262H150ZM3 264V263H2ZM8 264H10V262L8 263ZM15 264V263H14ZM21 264H23L22 262H21Z\"/></svg>", "mask_w": 264, "mask_h": 264}, {"label": "crops", "instance_id": "0c3cea01", "mask_svg": "<svg viewBox=\"0 0 264 264\" xmlns=\"http://www.w3.org/2000/svg\"><path fill=\"white\" fill-rule=\"evenodd\" d=\"M23 174H17L16 175V179L20 180V183L17 186V191L19 193V195H30L33 196V194H35L37 192V188L36 186L32 183V182H24V180H22L24 177ZM30 181L34 180L33 176H31L29 178ZM22 184V185H21Z\"/></svg>", "mask_w": 264, "mask_h": 264}]
</instances>
